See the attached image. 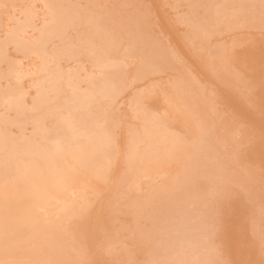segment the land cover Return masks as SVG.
<instances>
[{
    "label": "bare ground",
    "instance_id": "bare-ground-1",
    "mask_svg": "<svg viewBox=\"0 0 264 264\" xmlns=\"http://www.w3.org/2000/svg\"><path fill=\"white\" fill-rule=\"evenodd\" d=\"M23 1L25 3H27L26 0H23ZM34 1H31V3L33 4ZM39 1H37V2H39ZM43 1L44 0H42L40 2V4ZM47 1L48 0L44 1L45 3L43 2L44 3L43 7L44 6L46 7L48 5L47 6L48 8L46 7L48 9V11H47L46 8H44L45 10H43V8H41L42 6H40V5H39L40 6L39 8L35 7L39 3L38 4H34V6L31 4L34 8H32V6L29 3H28L29 4L28 6H30L32 9H34V12L37 9L40 10V13H41L42 10L43 11H47L44 14H46V15L50 14V15H47L48 18H50V21H49V19L44 20V16L46 17V15H41V16H43L42 17L43 19H42L41 16L37 14V12H36V14H34V12H31V11H33L32 9L28 10L27 8H25V6L28 7L26 4L25 5L23 4L24 7H23V9H21L22 7L19 8L20 5L18 6V3H17V6H18L17 7L15 5L16 3L14 2L15 3L14 5L17 7V10H16V7H13L14 6L12 4L13 2L10 3V4L13 5V6L10 5L11 8L12 7L15 8V9H13V8L12 9L16 10L17 11L16 13L21 14L23 16L21 20H23V18H25L23 12H26V11H27L26 13H28V11H29L31 15H34V17L36 19L40 16L39 18H40L41 21L39 19H37L38 23L40 21L42 23V27H44L43 32L42 31L40 32L41 35H39V33L37 34V31L39 29H37V31H36V28H35V31H33L32 26L35 24L36 20L33 17L34 18V20H33L34 22H33L32 19H31L32 16L29 13L27 14V16L28 17L30 16V18H28L26 16V18H28V19H24L25 22L21 21V23H18V28L16 27L17 26L16 23L20 22V21L16 20L18 18L17 16H15V17H17L16 19H12L11 26L9 25L11 20H9L10 22H8L6 20L8 22V25L10 26V28L12 27V29L14 28V25L16 24L15 27L17 29L14 28L15 30H12V29L9 28L8 29L9 32L7 30L4 31V29H3V28H8L9 27L7 25V22L5 24L4 23L2 24L3 21H0L1 25H3V26L6 25V27L2 28L3 31H4L3 32L4 36H0L1 38L3 37V40L2 41L0 40V61L6 60L8 57H10V53H13L14 48H15V50L17 49L16 50L17 52H19V51H21L20 53L23 52L22 53L23 56L25 54L30 56V57L28 56L29 59L28 58L27 59L28 60L31 59V61H33V64L31 62V64H32L31 68H33V69H31V71L34 70L36 73H38L40 75V76L39 75L37 76L38 77V83H36L37 81L35 82L33 80L34 83H36V84L33 85L34 87H36V89L32 88V90H35L34 94H32L33 96L29 95L28 94L29 92L27 93V95H29V97L28 96L26 97L25 93H22L25 89L23 91H21V90H19V88H17L18 86L21 85L20 83L22 81L20 79L23 78L21 76V74H19V73H17V74H14V73L12 74L11 73L13 75L12 76L13 79H14L13 81H15V83L17 82L16 84H18V83L20 84V85H17V87H15L16 85L14 86V83L13 84L10 83L12 81L10 79V77H11L10 75H9V77H8V75H6V76L11 81L9 79H7L6 84L1 85L3 82L0 84V95H1V98L6 100V103L9 106V109L8 108L7 109L10 110L11 108H13V111L17 110L16 113H14V116L12 115V117H11L9 115V117H11L10 119H9L8 116H6V118H4V116L2 117V114L4 112L3 111L1 112V110H0V246H3L2 248L0 247L2 249V251L0 250V254H3L4 256L5 255L8 256V259H6V257H5V259L1 258L2 259L1 261H3V260L7 261V260H9L11 258L14 259V256H15V255L13 256L14 253H12L11 256L7 255V254L9 252H12L11 250H13V252H14V249L18 248L17 246H19V244L17 243L18 245H16V242H15V238L17 237V239L20 241V244H21L22 241H26L28 238H29V240L35 239V241H34L35 243L31 240L29 243L27 242L26 245H33L34 247L35 246L38 247V249L40 251L35 250V251H38V253H41L44 250H47V251L50 252V254H49L50 258L53 257L54 259H58V260L62 259V260H64V262H68L69 261L68 263H70L71 261L73 262L75 260V262H73V264L76 263V258H73L71 260L70 259L68 260V258H70V257L72 258L73 254L76 255L75 252L76 253H78V251L80 252V249H81L80 254H82V249H84V247L86 249V247H87V245H85V244H83V247H81L80 243L78 242L79 240L76 239V237L74 239V236H78L74 232H76L78 230L77 227H78L79 223L81 224V226L84 225V228H81L79 226V230H81V229L83 230V229H85L87 227L89 228V229L88 228L85 229L86 231L83 230V231L86 232L85 235L87 237L85 235L84 236L88 239L87 243L89 241V237L91 236L92 233H94V231L96 229L100 228L98 230V232L100 233L102 227L103 228L105 227L103 229L104 232H105L106 229L108 231V228H110V226H109L110 225L109 224L110 221L109 220L111 218L108 217V215L110 216V213L113 212V211H111V212L107 211V209H105V208H108L109 203H110V205H112L111 204L112 201H108V205L107 204L105 205L106 207L104 206V204L107 202L106 200H105L104 204H100V203L104 202V201L102 202V200H100L104 193L102 194L101 193L102 190L100 191L99 189L100 188L101 189L106 188L107 190H109L108 189L109 186L108 187L105 186L104 182L107 181V180H105L106 174L107 173L109 174V171H107V168H108L107 166H108L109 163L111 164V166L109 168L113 167L112 170H114V167H115L116 163L114 162V166L112 165L111 157H116L115 159L117 160L118 155H114L116 152H117V154H119L118 161L121 163V165H123V166L120 165V167L124 170L123 173H119L117 169H115V171H114V172H116V170H117V174H116L117 175L116 179H118L117 180V185H115L116 182L114 181V178L112 177V175L115 176V174L111 175V178H113V181L115 182L113 184V181H111L112 182L111 184L113 185L114 188L117 189V194L119 193L118 191H121V190L126 191L125 189H128V188H126V186L129 185L131 183V181H132V183L129 186H131V187L134 186L133 187L134 190L132 188H129V190L126 191V193L127 192L129 193V191H131L130 189L133 190L131 192L132 193L134 192V194H136V193L137 194L138 193L141 194L143 191L147 190L146 192H148L149 195H152L153 192H156V191H153V190L155 188H157V187L161 188V186H162V189H165L163 187H166V185L164 186V183L166 181L164 182L163 180L168 175H169V177H167L166 179H169V181L167 180L168 183L170 182L169 184H172V181H174L173 177L179 179L178 177L182 178L181 176H184L183 180L179 179V181H181V183H183V184L188 183V184H186V187L190 186V188L193 187V189L195 187V184H197L200 181V180L198 181V178L201 179V180H204L205 175L207 173H209V172L211 173L212 170L214 171L213 174H215L216 172L218 174V172H219V174L222 175V173H220V172H223L224 169H227L228 166H229L228 165L229 163L226 162L225 159H231L230 155H232L233 159L235 160L236 157H234V156H237V157L239 156L240 152L232 153L233 151L231 149L235 148V151H236L237 148L238 149H239V147L241 148V146H240L241 143H239L240 145H238V142H242L243 140H244L243 142H245L246 140H248L249 134H246L247 130H246V132L243 131V129H244L242 127L244 125L243 123L251 124L252 127L247 124V126H250L249 127L250 129L252 128L251 130H253V127L255 125L256 132H254V130L252 131V132H254V134L256 133L254 136L258 135L259 137L261 136V138H263V140L260 141V142H258V141L261 138L257 139L258 140L257 143H259V145L257 147L253 143L254 147H256V148H254L255 150H253V148H252V150L254 151V154L256 155L255 157H257L256 159H259V160L261 159L260 162H262V161L264 162V159H262V157H264L262 155L264 153V150H263L264 146H261V145H264V142H263L264 141V115H263L264 114V110L260 111V112H262L261 114L263 116L259 112L260 109L264 108V102L262 100V96L263 95L260 94L262 92H260V93L257 92L258 96L261 95L259 97V98H261V100L257 97V95H255L257 93H254V96H256L255 98L259 99V100L256 99L257 102L254 100L255 99L254 97L249 95V97H251L252 99L254 98L253 100H250L248 98L252 102L251 104L254 106L253 107L254 109H252L253 110L252 111V110L246 108V104L240 105V104L237 103L238 100L235 101L231 97L232 96L231 93L233 91L230 88L232 85L234 87L235 79L237 80V82H238V80H240L239 79L240 78L239 71L242 68L245 69L246 65H248L247 62H246L248 60V59L246 60V58H247L246 56H248V58L251 56L252 57V58H250L251 60H253V58L254 59L256 58L255 60H253L254 61L253 65H251L252 64L251 62H249V61H251L250 59L248 61V63H250L249 64L250 66L248 65L249 68H252L255 65L252 68V70L255 67H256L255 69L258 68L256 66L258 64H255L256 61H257V58H259V59L262 58L261 57L262 55H263V58H264V51H263L264 49L262 48V46L259 47L261 42L262 41L264 42V35L263 36L261 35L264 31L262 30L263 32H261L260 30H255L256 28L255 29L253 28L255 30L254 31L251 28V26H250V29H252V31L250 30L251 33L249 34L247 31H244L243 29H240V25H243V22H241L242 20L240 18H239V20H241V21H239V22H241L242 24L240 23L239 27H238V25H236V23L238 21L237 19H233V21L230 20L232 18L231 14L232 13L235 14L236 11H237L241 15H242V13H244L243 15L245 16V13L248 14L249 12H253V11H255V9L260 8L261 6H263L264 5V0H224V2L222 0L223 3L221 2V0H219V2H221V3H219L218 0H217L218 3H216L215 0H199V1L198 0H194V1H197L196 4L194 3V1L191 0L192 2L190 1V3L194 4V5L193 4L192 5H193L195 10L193 9L194 12H192L193 11L192 9L190 11L192 13H194V15L197 16L195 18V20H194V18L191 19V17H193V16L188 17V19L184 20L185 19L184 18L185 15L181 14L177 18V19H179L178 22H177V20L174 21V23L177 22L179 24H181L182 22L183 23L186 22L185 23L186 26H189L187 28L188 29L190 28V31H191V33L194 36L191 37V35H190L191 38H189L188 40L193 39V38H201V36H205V35L206 36L208 35V37H209V33L212 32V30H213L212 33L216 35V33L218 32V29H215L214 25H216L218 21H220V22L228 21L229 22V25H228V22L227 23H223V24H225V26L221 23V26L223 25V28H225V29H226V27L229 26L226 29L227 33L230 32L231 26H232L231 31H233V27H234V30L237 32V33H234V32H232V33L230 32L229 33L230 35H233V36H230V35L229 36H230V38L232 37L234 39V43H236L237 45L232 43L233 42L232 38L231 39L229 38V42L232 41L230 44H227V42H224V41H221V40H220V42L218 41L219 38L220 39L224 38V37H222L223 34H224L222 32L223 30L220 31L222 33H220V32L217 33V35L219 33L222 34L221 37H219L220 34L218 35V37L215 36V35H213L214 36L213 37L212 33H211V37H213L215 39L218 38L217 41H215V39L213 40V38H211L212 40H209L208 42H207L208 39L206 40V42H204L205 39H203V37H202V39L204 41L200 39L201 42L203 41V43H201V45L204 44V43H207V44H205L207 46L206 48H205V45H204V47H202V48H205V49H211L212 47H214L213 44L216 43V42L218 44L220 43L222 45L220 47L217 43L214 44L216 46V48L214 47V49H213L214 51L212 50L213 52L212 53L210 52L211 55H209L210 56L209 60H208V54L209 53H208V51H206L208 53L206 55L207 57L205 56V54H204V56H205V58H207L208 61L206 59H204L205 62L202 61V60L199 61V62H202V63L204 62L203 63L204 66H205L206 62H207L206 63L207 65H209L210 62L211 63L212 62L216 63V64H212V67H210L211 71H207L206 70L209 67H205L204 70L206 72H204L202 70L200 71V66L198 64L199 62L196 61V59H195L197 57V55H198L197 51L195 53L197 55L194 54V56H193V53L191 55L190 51H189L190 56L186 55V57H188V58L193 56V59L196 62H198V63H196V62L193 61L194 65L198 64L199 69L195 68L197 65L194 66V68L196 70H198V72L195 69L193 70L194 72L196 71L195 75H194V72H192V71H191L192 73L190 72L191 74H193L195 76L196 81L194 80L195 78H193V76L191 74L190 75L192 77L189 78V79L192 80V82L194 84L198 80L197 83H199V84H196L195 89H193L194 85L187 78H185L186 81L190 82V84L193 85L192 86L193 88L192 87H187V86H191L189 84L186 85V87H184V85H183V87H181V85L183 84L181 82V81H183L182 79L186 76V74H188L187 69L191 70L192 67H193V63L191 61L193 59H191V58L189 59V61H191V64H192V67H191L190 64H189L190 62L187 63L185 61L188 58L184 59L182 57L183 56L182 54H180V55H182V56H180L181 58H179V59L177 58L178 55L176 56V54H179V51L174 52L173 51V46L170 48L172 50H169L168 52H166L165 49H166L167 45L164 47V46H162L163 44H161V43H160L161 45L159 43H158L159 44L158 45L157 43L153 42L154 39L152 40V38L150 37L151 35L149 36V34H148L149 33L148 32L149 23L147 22V20L144 19V17H141V15H139V17L137 16V17L131 19L130 21L129 20L124 21V20H122L121 18L118 17V14H116L117 12H115L116 9H108V7L106 9V7H105L104 9H106V10L104 12H99L97 10H94V6H93L94 4L92 3V2H94L93 0H88V1H91V2H88L85 5H82L83 4L82 2L79 3L80 0L78 2H77V0L74 1L76 4H72V3H74L73 1L70 4L71 1L67 2L66 0L65 1L61 0V1L67 2V3H62V2H60L58 0H55V1L54 0H50V1H48L49 3ZM99 1L97 0L95 2L96 4L98 3V6H99ZM120 1H122L121 3H124L123 0H120ZM174 1H178V0H174ZM17 2H20V1H17ZM28 2H30V1H28ZM37 2L35 1V3H37ZM85 2H87V1H85ZM151 2H152V4L156 3V2H154V0L151 1ZM168 2L169 1H167L166 3L168 4ZM0 3L2 4V2H0ZM21 3H22V0H21ZM89 3H90V7H93V8H90L89 6H87ZM138 3H139V1H138ZM171 3H172V1H171ZM119 4H120V2H119ZM128 4L129 3H127L126 6ZM130 4H131V1H130ZM152 4H150V5L152 6ZM167 4L164 3V5H167ZM175 4H176V8H178V6H177L178 4L180 5V3H178V4L175 3ZM186 4L188 6L189 2L185 3L184 5H186ZM141 5H142V3H141ZM156 5H157V3H156ZM158 5H157V7H158ZM169 5L171 6L170 3H169ZM2 6L4 8H6L5 7L6 4L5 5L2 4ZM191 6H189V9L191 8ZM30 7H28V8H30ZM110 7L111 6H109V8ZM163 7H165V6H163ZM11 8H10V10H11ZM153 8H154V5H153ZM153 8H152V10H153ZM173 8H175V6ZM1 9L3 10V8H1ZM24 9H26V11ZM260 9L263 10L264 8H260ZM18 10H19L20 13L18 12ZM133 10H135V9H133ZM178 10H180V9L178 8ZM129 11H132V10H129ZM157 11H158V9H157ZM157 11H155V12H157ZM11 12H12V10H11ZM173 12L178 13L179 11L177 12V11H175V9H173ZM180 12H181V10H180ZM180 12H179V14H180ZM257 12L258 13H256V14L260 13L259 11H257ZM0 13H1V11H0ZM4 13H5V11H4ZM7 13H8V10H7ZM7 13H5V15ZM152 13H153V11H152ZM262 13H264V10L262 11ZM128 14H130V13H127V16H128ZM139 14H140V12H139ZM172 14H174V13H172ZM240 14H238V15H240ZM37 15H38V17H37ZM121 15H123V14H121ZM170 15H171V13H170ZM177 15H174L173 17H175ZM251 15L253 17L255 14L251 13ZM2 16H3V14H2ZM13 16L14 15L12 14L8 18H11V17L13 18ZM156 16H158V15L156 14ZM182 16H184L183 20L181 18ZM232 16H233V18H235L234 15H232ZM261 16L262 15H260V17ZM19 17H21V16H19ZM155 17L153 19H155ZM160 17L162 18V15L159 16L158 18L160 19ZM158 18H156V20ZM246 18H247V16L245 18H243V19H246ZM15 20L17 22L15 24H13V21H15ZM28 20H29V22L30 21L31 22L28 23V28H27L26 27L27 24L26 25H24V24L26 22H28ZM42 20L44 22L46 21V24H44L42 22ZM169 20H171V19L169 18ZM255 20H256V18H255ZM4 21H5V19H4ZM234 21H235V24L230 23V22H234ZM251 21L252 20H249V22H250L249 25L252 24ZM258 21H260V18H259ZM47 22H48V24H47ZM41 23H40V25H41ZM262 23H264V21H262ZM19 24L21 25V27L23 25V27L25 26L26 28L25 27L24 28L23 27L19 28L20 27ZM36 24H37V22H36ZM218 24H219V22H218ZM218 24L216 26L220 25V24L219 25ZM259 24L263 25L261 23H259ZM35 25L33 27H37L38 28V26H40L38 24L36 26ZM162 25H164V24H162ZM226 25H228V26H226ZM245 25H246V23H245ZM29 26H31V27H29ZM156 26L154 25L153 27H156ZM160 26H161V24H160ZM246 26L249 27L248 25H246ZM211 27H213L214 29H212ZM220 27H219V29H220ZM247 27H246V29H247ZM161 28H162V26H161ZM165 28H166V26H165ZM210 28L212 30H210ZM238 28L241 30V31L238 30L241 33L240 32L238 33V31L236 30ZM27 29H30L31 31H33L35 33H33V32L29 33V30L26 31ZM225 29H224V31H225ZM40 30H41V28H40ZM172 30H174L173 27H172ZM185 31H187V30H185ZM258 31L261 32V34H259ZM5 32L9 33V34H7L8 38H7ZM146 32H148V33H146ZM159 32H160V30H159ZM188 32H189V30H188ZM226 32H225L224 35H226V39H227L228 38V36H227L228 34ZM242 32L246 33L245 34L246 36ZM167 33L170 34L168 31H167ZM233 33L236 34V36H239V37H240V35H242V37H244V36L247 37V33H248V36L250 35L249 36L250 38H251L252 35H255V33H257L258 36L261 35L260 37L262 38V40L260 39L261 41H259L260 42L259 43L255 39H253V37H252V39L257 42V43H255L256 47L254 46L255 48L252 50L251 48H253V46L247 45V43H249V41L253 42L252 39H250L249 37H247L245 39V37H244V38H241L244 41V42H242V41H239V40H241V39H239V37L235 38L236 36ZM32 34H34V35H32ZM172 34H170V35H172ZM188 34H190V32ZM157 35H158V33H157ZM182 35H183V33H182ZM186 35H187V33H186ZM159 36H160V34H159ZM164 36L166 37V35H164ZM164 36H163V38H164ZM174 36L175 35H173V39L170 38V36H169L168 39L169 40L172 39V40H170V43L174 42ZM188 37H189V35H188ZM260 37H258V38L256 37V38L259 40ZM166 39H164V42H165ZM236 39H238V40H236ZM247 39H250V40L248 41ZM184 40H186V39H184ZM188 40L184 41L186 43L189 42L186 45V47H185L186 50H187V48L189 47L190 44H191V46L194 45V42H192L193 43L192 44V43H190L191 40L190 41H188ZM245 40L248 41L246 44H245V42H246ZM158 41H160V40H158ZM211 41L213 42V44L211 43ZM226 41H228V40H226ZM238 41L241 42L242 45L245 44V46L243 45L242 47H239V49L240 48L242 49L243 47L244 48L246 47V49L243 48L244 50L240 49L242 52H240V51L238 52L237 51L240 56L237 55L236 52H234L235 49L238 47V45L239 46L241 45V44L238 43ZM175 42H177L176 39H175ZM222 42H224L225 45ZM209 43L211 44V48H208V46H210ZM258 43H259V45H258ZM10 44L14 45V48L12 49L13 51L12 50H8L9 47H7V46H9ZM125 44H127L129 46V47H127L128 49L125 47L126 50H125V48H123ZM226 44L228 46H226ZM122 45H123V47H122ZM127 45H125V46H127ZM231 45H233L234 47L231 46ZM250 45H253V43H251ZM257 45H258V47H257ZM120 46L126 52L124 51V52L121 53L119 49H117V51H116V48H119ZM160 46H162V48H160ZM176 46H179V45L176 44L175 47ZM180 47H183V46H180ZM195 47L197 48V46L189 47L188 50L192 51L193 49H196ZM231 47H232V49H231ZM123 49H121V50H123ZM166 50H168V48ZM188 50H187V52H188ZM193 51L195 52V50H193ZM114 52H117V54L120 52L118 54L119 56L116 53L114 54ZM182 53H183V50H182ZM112 55H117L118 57L115 56L116 59H114L112 57ZM137 55L140 56L139 57L140 59L138 58ZM235 55H237L236 56L237 59H236ZM83 56H84V59H83ZM133 56H135L134 58H138V61H142V62H140V63H142V64H140L141 67L143 65H145V67L143 66L145 68L144 70H140L141 67L136 68L138 71H136V69L134 70V72H137L135 74L136 75L139 74L138 76L141 77V80H144V81L140 80L142 83L139 82V79L136 78L134 74H133V76L130 75L129 71H132L131 72V74H132L133 70H129L128 71V69H127V66H129L130 63L132 64V62H133L132 61V59H133L132 57ZM253 56H256V57H253ZM128 57H129V60H131L132 62L127 60ZM13 58H20V56H17V57L14 56ZM182 58L184 59L183 61H185V64L187 63L186 65L189 66V67H186L185 64L182 63V64H184V66H183L184 68L183 69L187 68V69H185L184 77L183 78L182 77L178 78V76L175 74L177 72L173 73L174 74L173 75V77H174L173 81L174 82L172 81L173 77L169 75L170 73L169 74H165L166 77H164L163 76L164 73H161V70L163 71L165 68H168L167 66L171 65V62L174 63L175 60L176 61L177 60L181 61L180 59H182ZM21 59H22V57H21ZM35 59H37V60L39 59L40 63L35 65V63L38 62L36 60L35 63H34ZM259 59H258V62L260 60L262 61V59H260V60ZM17 61H16L17 63H21V61H19L18 59H17ZM179 61H177V63H175V64H178ZM23 62H24V60H23ZM217 62L219 63L218 67H216L217 66ZM262 62H264V60ZM2 63H4V62H2ZM173 63H172V65H173ZM235 64L238 65L239 67L238 66L235 67L236 66ZM261 64L264 66L263 63H261ZM261 64L259 63L258 66H260ZM8 65H10V64H8ZM20 65H22V64H20ZM20 65H18V67ZM34 65L36 67H38V68H34L35 67ZM213 65H214V68H213ZM28 66H29L28 68H30V65H28ZM232 67H233V69L234 68L238 69V73L239 74L237 73V71L235 73H237V75L239 77H237L236 74L235 75L233 74L234 71L231 70ZM0 68H1L0 69V72H1L0 73V78H1L3 67L0 65ZM14 68H15L14 64H11L9 66V69H10L11 72L12 71L17 72V69L16 68L14 69ZM20 68H21V66H20ZM131 69H133V68H131ZM172 69H173V67H172ZM177 69H179V68H177ZM180 69H182V68H180ZM212 69H214V70H212ZM243 69H242V72L240 71L241 74H245L243 72H246V71H243ZM3 70H4L3 71V75H4V72L6 74V70L5 69H3ZM28 71H30V70H28ZM168 71H169V69H168ZM164 72L168 73L167 71H164ZM247 72L250 73V71H247ZM151 73L152 74L153 73H155V74L156 73H161V75L158 74L159 75L158 76L157 74L156 75L153 74L152 76H154V77H152V76H150ZM180 73H182V72H180ZM249 73H247V75H249ZM251 73H253V75H254V72L251 71ZM26 74L28 75V73H26ZM259 75H260V73H258L257 77H259ZM263 75H264V73H263ZM263 75H261L259 78L261 79V77ZM131 76L134 77L135 79H138L137 81L140 84H138V82H137L138 85L135 86L133 84V82L129 83V81L127 80L128 78H129V80L133 79V81H134V78H132ZM162 76H163L164 80H163ZM169 76L172 77V78H170ZM175 76L177 77V80L179 79V81L176 80ZM181 76H183V75H181ZM252 76H250V77H252ZM26 77L24 79H26ZM245 77H244V79L247 78V77L246 78ZM254 77H256V76H254ZM217 78L219 79L220 83L221 82H223V83H222V85L217 83V85L219 84L220 86L216 89L214 87H216L217 85L214 86V84H216L214 82V80L217 79ZM242 78H241V80H242ZM180 79H181V81H180ZM262 79H264V78H262ZM253 80H254V78H253ZM201 81H202V83H201ZM256 81L260 82L261 80L259 81L257 79ZM135 82H136V80L134 81V83ZM217 82H218V80H217ZM258 82H256V83H258ZM224 83H225V85H224ZM229 83H231L232 85H229ZM256 83H255V85H252L253 87L255 86V88H256ZM29 84H27V85L29 86ZM131 84H133L134 86H132ZM184 84H187L185 82V80H184ZM236 84H238V83H236ZM243 84L245 86L247 85L245 83H243ZM243 84H241L242 87H243ZM261 84H262V81H261ZM22 85H25V84L22 83ZM130 85H131V89L133 87L132 90H134V92L131 91L130 88H129L130 91L128 90V87H130ZM241 85H240V81H239L238 86L241 87ZM257 85L259 86V83ZM262 85H264V83ZM140 86H142V87H140ZM238 86H237V88H240ZM30 87L31 86H29V88ZM137 87H140L139 90H138ZM197 87L199 88L198 90H196ZM253 87H251V88L254 90L255 88H253ZM141 88H144V90L141 89ZM184 88H186V90H185L186 92L184 91ZM244 88H242V89H244ZM126 89L128 90L127 94H125V92H127V91H125ZM192 89L196 90V91H193ZM248 89H250L249 86L247 88V91H249ZM18 90L21 91V93H19ZM190 90H192L193 92H191ZM26 91H30V90H27V88H26ZM26 91H24V92H26ZM189 91H190V93L188 94L187 92H189ZM237 91H239V90L237 89ZM242 91L245 92V90H242ZM250 91H251V89H250ZM254 91H256V90H254ZM130 92H133V93H130ZM241 93H243V92H241ZM186 94H188V95L186 96ZM263 94H264V92H263ZM30 96H31V98H30ZM154 96H155L156 100L152 99V98H154ZM244 96H246V94H244ZM159 97L162 100L164 99L163 102L160 101V102H162L161 104L164 105V106L160 105V102L157 101V100H161V99H159ZM115 98H117L116 99L117 105L116 104L112 105L115 102ZM243 99H244V97H243ZM248 99H247V101H249ZM125 100L129 101V103H127V102L125 103L124 102ZM166 101H167V103H166ZM2 102H5V101L3 100ZM123 102L125 104L129 105L130 115L131 116H129V114H128L129 112H126V111H125V114H124L123 113V111H124L123 109H120V110H122V112L120 111V113H123L124 115L129 116L130 118H133L134 120H136V123H134L133 121H131V122H133V123H131V122H129L130 118H128L129 120L126 119V120H128V122L126 123V121H124L125 127L129 126L131 128L128 127L129 128L128 129L127 127L126 128L124 127L125 128L124 130L122 129L124 124L121 123V122H123V118H126V117H123L122 120L117 118L121 122H115V120H112V118H111V117H114V116H112L113 114H115V113H113L114 110H113V108H111L112 109V112H111V109H110V107L112 105V107H114V108L116 106L117 110H118L119 107H121V105H122V107L124 106ZM200 102H202V103H200ZM243 102H242V104H243ZM1 104H3L4 107H5L4 103H1ZM248 105H250V104H248ZM237 107H240L239 109H241L243 107V109L245 108V110H249V112L250 111H252V112L250 113V116L248 114L249 112L247 113V115L245 114L247 112V111L245 112V110H243L245 113L242 112V111H241V113H239L240 111L238 110ZM0 109H1V107H0ZM5 109H6V107L3 108V110H5ZM109 111L112 113V115H111V113ZM231 111L234 112L235 114H237L238 116L241 115L239 118L242 121L240 119H238L237 121L238 122L241 121L243 125H241V123H237V121H234V120H236L234 116H233L234 119L231 118L232 121H230L228 119L229 118L228 116H232V115H226V114L227 113L231 114ZM217 112L220 113L222 115V117H221V115L219 117L218 116L219 114L218 115L215 114ZM256 112L258 114H255ZM242 113H244L245 115L242 114ZM176 114H178L180 117L178 115L176 116ZM259 114H260L261 118H260ZM255 115H257V116H255ZM252 116H255V118H253ZM246 117H251V119L246 120ZM1 118H4V120H2ZM221 118H222V120H221ZM244 118H245V121H244ZM224 119H225V121L232 122L233 124L231 123V125H233L234 127L235 126L237 127V125L239 124L237 128H239V126H241L243 129L240 128L242 130V131L241 130L240 131L242 133L244 132L245 134H241L242 136H239L238 134L235 135L236 131L238 133V129L234 130V128L231 127V125L229 126L230 122H227L228 123L227 124L226 122H224ZM253 119H255V120H253ZM6 120L9 121V122H14L12 124V126L13 127L16 126V128H17L16 130H18V132L15 130V127L13 129L17 133L13 131L12 126L9 124V122H3V121H6ZM113 121H114V124L117 123L116 124L117 126H115L112 123ZM218 121H220V122H218ZM222 121L224 122V124L225 123L227 124V125H225V129L223 128L224 125H222L223 126L222 128L225 130V131L224 130L222 131V135H223V133L225 134V132L228 133V134L230 132L231 133L233 132V135L236 136V138H238V139H236V142H237L236 143L235 139L233 138L234 136H232V134H229L228 136H227V134H225V136H223V138L225 137L226 139H228V138L234 139L233 142L230 141V139L226 140L227 141V145H228V152L229 153H227V150H226L227 148H224L226 146H223V145H226L225 138L224 139L222 138V140L220 139L221 136H222L221 135V130L219 129L220 127L217 128V125L219 123H220L219 126L221 124H223ZM215 122H216V125H215ZM252 122L254 124H252ZM118 123L119 124L121 123L122 126H120V127H122V128H120V127L118 128V126H119ZM128 123H130V124H128ZM235 123H237V125ZM109 124H113L112 127ZM27 125H29L31 128L28 129ZM213 126H214V128L216 127V129H214V130H217V131H213ZM114 127L118 128V129H122V131L124 132L123 136H125V137L122 136L123 141H122V138H119L118 136H115L113 134L114 133V130H113ZM118 129H115V130L117 131ZM230 129H231V131H230ZM247 129H248V127H247ZM218 130L220 131V134L217 133ZM226 130H229V132L226 131ZM26 131H28L27 133H29V134H27ZM119 132H120V130L118 131V134H119ZM241 132H239V133H241ZM249 132H251V131L249 130ZM252 132L250 133L251 135H253ZM113 135L115 137H118L121 141H119V139L118 140L116 139V141H115V138H113L114 137ZM237 135L240 138L237 137ZM243 135H246L247 137L246 136L244 137ZM183 136H185V137L187 136V137L185 138ZM254 136H251V137L255 138ZM256 138H258V137H256ZM211 139H212V141H211ZM215 140H217L219 142L221 141L222 143H223V141H225V143L222 144V145L220 144L221 147L219 146V144H218V147H216L217 143H216V145H215V143L212 144L213 141L217 142ZM240 140H242V141H240ZM117 141H119V142H117ZM115 142H117V143H115ZM234 142L236 144H234ZM243 142H242V144H243ZM251 142L252 141L250 140V144L249 145H252ZM262 142H263V144H260ZM248 143H247V145H248ZM114 145L117 146L118 150H116ZM231 145H233V146L236 145V146L233 147ZM222 146H223V148H222ZM221 148H222V150L224 149V151H222ZM249 148L251 149L250 146H249ZM165 150H167V151H165ZM230 151H231V154H230ZM240 151H242V150H240ZM223 152L226 153L227 155L224 154ZM237 153H238V155H237ZM180 154L184 155V157H185V158H182V160L185 159L184 164L183 163H181V164L179 163V161H181V159L177 160V158H178V156ZM175 155H177L176 156L177 158L174 157ZM243 155H245V154H243ZM261 155H262V157H260ZM223 156H225V158H223ZM181 157H183V156H181ZM221 157L224 160L221 159ZM173 158H175V162L178 161V163H177L178 166L176 165V163L174 161L171 162V160ZM241 158H242V156H241ZM233 159H231L232 160L231 162H234ZM235 161L237 162V160H235ZM249 161H251V160L249 159ZM229 162H230V160H229ZM122 163H125L126 165L122 164ZM169 163H173V164L175 163L174 165H176L177 169L176 168H172V169L173 170L175 169L176 171H178V172L175 171V174H177L176 176H175V174H173V172L171 173V171H170L171 167L169 166ZM255 163H256V160H255ZM182 164H183V166L181 167ZM232 164H231V166H232ZM234 164H235V162H234ZM262 165L264 166V164H262ZM212 166L216 170L210 169L211 171L210 170H209V172L206 171L207 169H209V167L212 168ZM251 166H253V165H251ZM116 167L118 168L119 166H116ZM168 167H169V170H168ZM179 167L182 168V169H180ZM243 167H245V166H243ZM125 168H126V170H125ZM231 168L234 169V171H236L235 170L236 167L235 168L231 167ZM240 169L241 168H239L238 170H240ZM249 169H251V168H248V170ZM228 170H230V168ZM228 170H226V171H228ZM119 171H120V169H119ZM155 171L164 172V173H161V172L160 173L165 175L166 177H163L162 180H160L161 178H159L157 180V182H159V183H157L155 181V179L158 178V177H162V175L160 174L161 175L160 176L159 173L156 172L158 174L155 175L156 174L155 173L154 174L155 176H153V178L156 177V176L157 177L154 178L153 180L158 185L155 184V186L153 188L152 186L154 185V183H153L154 181L152 180L151 177H152L153 172H155ZM169 171H170V173L172 175L165 174L166 172H169ZM243 171L241 173H243V175H244ZM245 171H247V170H245ZM179 172L181 174H183V175H181ZM230 172H232V171L230 170L228 173H230ZM251 172H252V169H251ZM145 173H146L145 176L149 175V178L146 177V179L148 178V181L146 179H143V177H141L142 175H140V174H145ZM224 173H227V172L224 171ZM236 173H238V172H236ZM252 173H254V172H252ZM260 173H257V174H260ZM108 174H107V176H108ZM150 174H151V176H150ZM261 174H262V177H263L264 174L263 173H261ZM208 175L209 174H207L206 177H209ZM247 175H248V172H247ZM137 176H138V179L136 178ZM202 176H203V178H201ZM234 176H235V174H234ZM139 177H141L145 181V184H146V182H148V184L151 183L149 180L153 181L152 182L153 184L151 183L152 186L150 184L149 185L146 184L147 185L146 188L151 186L148 189H150V191L152 190L153 192L151 191V193H150V191L148 189H146V188H145V190L141 189L142 188L141 187V184H142L141 180L142 179L140 178V180H139ZM213 177H214V175H213ZM228 177H230V179H234V177L233 178H231V176H228ZM244 177H246V176L244 175ZM248 177H250V176L248 175ZM252 177L254 179L256 178L254 176H252ZM257 177H258V179H256V180H259V181H257V183L261 181L259 184H263V182H264L263 178L264 177L262 179H260L261 178L260 175L257 176ZM220 178L224 179V177H220ZM253 178H252V180H253ZM210 179L211 178H209L208 180L210 181ZM227 179H226V181H227ZM250 179H251V177H250ZM103 180H105V181H103ZM135 180H136V182H135ZM138 180L141 181V183H139V185L136 184L137 182H139ZM215 180H217V179H215ZM96 181H97V183H100V184L97 185V183H96L97 187H94V186H92V187H94V191L96 189L99 190L101 195H100V193L97 194L98 196L100 195V199L97 197V199H99L100 203L98 201H96V205L93 206L94 203L92 204V202H91L92 201V198L90 197L91 195H86V192L88 193V191L90 189L93 190V188L88 187L87 188L88 190H87L86 186H88L89 184L90 185L91 184L94 185L93 182L95 183ZM144 181H143V183H144ZM209 181H208V184H209ZM228 181H229V179H228ZM102 182H103V185H102ZM133 182H135L136 185ZM160 182H161V184H160ZM167 182H166V184H168ZM216 182L214 181L213 184L214 183L216 184ZM220 182H222V181L220 180L217 184L220 185L219 184ZM235 182H237V181H235ZM254 182L255 181H253V183ZM181 183L176 180L175 182H173V185H171L172 188H174V190L171 188L172 190L168 189V191H167V188H166V192L167 193L171 192V194L169 193L170 195L169 194L167 195V197L169 196L168 198L167 197L165 198V193H163L164 197L159 196L157 193L160 194V193L164 192L165 190L164 191H159V188H158L156 194L158 195L157 197L158 198L160 197V198L159 199L157 198L159 201L156 199L158 202H156V200L155 201L152 200V201H154V202H152L153 204H151V203L149 204V202L151 200L148 202V200H149L148 198L150 197V199H154L156 195L154 197H152V196L155 193H153L152 196H149L148 194H145V195L148 196V198L145 195H141V197L144 196V198L143 199L141 198V199L143 201L146 200V201H144L146 203H144V202L141 203L140 202L141 203V204H139L140 206L138 205L139 208L143 204L144 205L142 207L145 209L144 206H147V205L150 206V205H154L156 203L155 204L156 205L155 206V211H156V209L159 210V211H156V212L154 211L155 212L154 216H153V212H152L153 208L149 209L151 212L150 211L148 212L147 210L145 211V210H143V208L141 210L145 211V213H148V214H146L147 218L150 217L149 215H151L154 218L157 217L156 219H159L161 217L160 218V222H162V223H161V225L158 226L157 223L159 221L157 223H152L151 222V224H155V227L153 228V230L154 229H157V230H154L153 232L152 231L151 232H142V233H144L145 236L149 235L148 237H150L152 240L148 239L147 236H146L147 237L146 238L143 234H142L143 237L142 236H140V237H141L142 240L144 239L146 241L145 243H147V244H148V242H147L148 240L149 241L151 240V242L153 241L151 244L149 242V244L151 246L154 244V247H155V245L157 243H158V245H156L157 246L156 248L153 247L155 249V251L153 250V252H151V253H149V250L152 249V248L150 247L149 244H148L147 249H145V248L140 249L141 247H145L146 244L143 246L142 242L139 243V241L141 239L139 238L140 240H136V238H134L136 234H134L135 232L133 231L134 232L133 233L134 237L133 236H129V235L128 236L130 238L131 237L134 238V239L133 238L131 239V242H132V240L133 241L135 240L136 242H138V244H134V243H136L135 241L132 243V244H134L133 246H132V244H126L127 247H124V249L126 248V250H127V248H128V251L130 250L129 251L130 254L128 255V253H126L128 251H126V252L124 251V253L127 254L126 256H130V257L132 256L131 254H133L135 256V259L138 260V258H136V256L138 257V255L136 253L140 252L139 249L142 250V251L144 249H145V251L149 249L148 250L149 257H151L154 254L155 255L152 258V260H151V258L148 259L150 261L147 260L146 264H223V261H225L226 264H230L231 259L229 257L230 256L229 252L231 251V248H229V247L231 245L229 244L230 245L229 246L228 244L226 245V243H225V245L222 246L223 243H224V240H225L223 238V236H222L223 241L222 240L220 241V240H217V239H216V241H211V239L213 237L209 238L210 235L215 234V233H218L219 235H220V233H221V235L223 234L222 233V231H223V226L222 225L227 220H225L223 222V220L218 219V218H220V216L222 217V214L219 215L218 210H217V212H214V211H216V208L218 207V209L221 210L220 213H223L222 209L220 208V207H223V206L219 207L218 204H217V207H216V205L214 204L215 200H210L209 202L212 203V205L214 204L216 208L214 207V205L211 206V204L209 202H208L209 204H207V200H205L206 201V203H205L206 206H205L203 204L204 201H201V200L199 201L200 198H198V197L200 195L199 196L196 195L198 193V191H199L198 189H197L198 191L195 190L196 191L195 192L196 196L193 194L195 197H192L193 195H192L191 190H188V188H186V187L184 188L185 185H183V187H182ZM199 183H201V182H199ZM243 183H246V186L248 184L247 181L244 182V180H243ZM250 183H251V181H250ZM84 184H85V186H83ZM145 184H144L143 187L146 186ZM203 184H206V183H203ZM226 184H225V188L223 187V190L225 189V191L227 189L226 188L227 187ZM198 185L199 184H197L196 187ZM227 185H233V183L231 184L229 182ZM243 185H241V186H243ZM255 185L253 186V188L257 187L256 190L252 189V187H251L250 191H253V194H254L253 198H255L257 200V203L255 202V199H253L252 196L250 195L251 192L248 189L247 190H248L249 194L245 195V198H246V196H247L248 200H249V198H252L250 200L251 201L254 200L252 202H254V203H256V205H258V202H259L258 199L260 197H264V195L260 196V197H257V195L259 196V193L261 195V191H262L261 189L262 188L260 189L259 188L260 186H255ZM129 186H127V187H129ZM138 186H139V188H140L139 190L141 192L137 190L138 188L135 191V188L138 187ZM168 186L169 185H167V187ZM175 186L183 188L184 192H183V190H181L182 193L180 192L182 198L179 196L180 193H178L177 196L174 193ZM203 186H205V185H203ZM203 186H202V188H204ZM206 186H207V184H206ZM206 186H205V189L207 188ZM220 186H219V188H220ZM98 187H100V188H98ZM247 187H250V185L247 186ZM151 188H153V189H151ZM215 188L217 190H219L217 188V186ZM215 188H213V186H212L211 189H213V191H214ZM244 188H242V189H244ZM113 189H112V192H113ZM185 189L190 191L189 193L187 192V194L189 196L191 195L193 201L188 199L187 202H185L187 197L191 198L187 194H186L187 197L184 198L186 196V195L184 196V193H186V191H187ZM216 189H215V191H216ZM228 189H230V188H228ZM257 189L258 190L260 189L261 191L259 190V193H256V195H255V192L257 191ZM178 190H179V188H178ZM223 190L221 189L219 191H223ZM230 190H233V189L231 188ZM230 190H227V192H230ZM247 190H245V191H247ZM96 191H95V193H96ZM202 191H204V190H202ZM213 191H211V193H213ZM263 191H262V194H264ZM103 192H105V190H103ZM207 192L208 191H206L205 193H207ZM126 193H125V195H127ZM132 193H130L131 196H132L131 198L137 199L135 201L133 200V202L138 201L139 200L138 196H136L137 198H135L134 194H132ZM176 193H177V191H176ZM221 193L225 194L224 191L221 192ZM107 194H110V193H107ZM121 194L123 196L124 192L122 191ZM121 194H118V196L116 195V198L118 199L119 195L121 197ZM142 194H144V193H142ZM200 194H202L201 191H200ZM228 194H231V193H228ZM228 194L226 193L225 195H222V196H224L223 198H226V196H228ZM97 195H93V196L96 197ZM173 195H175V196H173ZM204 195H207V194H204ZM238 195H240V194H238ZM86 196H88L91 199H89ZM111 196H112V193H111L110 197ZM170 196L171 197L173 196V198H171ZM212 196H214V195H212ZM216 196H217V194H216ZM234 196L236 197L235 194H234ZM145 197H146V199H145ZM174 197H175V199H174ZM240 197H241V195H240ZM240 197H238V198H240ZM86 198H88V199L86 200ZM105 198L106 197H104L103 199H105ZM108 198L109 197H107V199ZM164 198L166 200L167 199H169V200L166 201ZM179 198L182 199V200H178ZM183 198H184L185 201H183ZM194 198L196 200H194ZM202 198H203V196L201 197V199ZM217 198H218V196H217ZM229 198H232V197H229ZM238 198H236V199L239 200ZM243 198H244V196H243ZM112 199H113V202H114L113 196H112ZM127 199H128V197H127ZM161 199H162V201H161ZM170 199L172 201L174 199L175 203L172 204L171 203L172 201ZM197 199H198V202H197ZM204 199H206V198H204ZM204 199H202V200H204ZM210 199H212V198H210ZM261 199L262 198H260V201H262V200L264 201V198L262 200ZM241 200H242V198H241ZM250 200H249V202H250ZM130 201H131V199H130ZM163 201H166V203H163ZM168 201H170V203ZM188 201L189 202L190 201L193 202V204L197 202V204L194 205V206H196L198 208H200L199 206L201 205V204L198 205V203L203 202L202 204L204 206L202 205L201 207L202 208H204V207H207V208L209 207L210 208L211 207L210 208L211 210H209V208H208L209 212H207L208 210H204V209H207V208H204V209L200 208L201 212L205 211V213L207 212L208 214L204 213L205 214L204 215L198 210L199 213H201V214H199V213H197V208L194 207L192 203L191 204L188 203ZM81 202H82V205H81ZM116 202H119V201H116ZM125 202H126V199H125ZM159 202H161V206H162V209L160 208L161 211H160L159 208H157V204H160ZM179 202H181V203H179ZM182 202H183V204H182ZM216 202H217V200H216ZM228 202H226V204ZM236 202L237 201H235V203ZM138 203H139V201H138ZM186 203H188V206L186 205L187 207L184 205ZM218 203H219V201H218ZM230 203H231V201H230ZM233 203H234V201H233ZM245 203H248V202H245ZM245 203H244V205H245ZM99 204H100V206H97ZM120 204H121V202H120ZM122 204L124 205L125 203L122 202ZM129 204H131V203L129 202ZM136 204H137V202L135 203V205ZM189 204L192 205V207L195 208L196 211L194 210V213L195 212L196 213L194 215L196 216V214H199V216L197 215L198 217L196 216V218H194L195 217L193 215V209L194 208L191 207L192 208L191 209L192 212H191L189 210L190 208H188V207H190ZM220 204H222V203H220ZM234 204H233V206H234ZM101 205L104 206L103 207L104 209L101 207ZM117 205H118V203H117ZM222 205H224V202H223ZM118 206H120V205H118ZM138 206L134 207V205H131V207L133 209L134 208H138ZM159 206L160 205H158V207ZM259 206H261V205L259 204L258 207ZM151 207H154V206H151ZM132 208H130L132 210L130 212H133ZM224 208H225V205H224ZM240 208H243V207L240 206ZM253 208H254V210H256L255 206H253ZM263 208L264 207H262V209ZM117 209H118V207H117ZM138 209H137L138 212H142L141 210H138ZM212 209H214V210H212ZM250 209H251V207H250ZM260 209H261V207H260ZM102 210H106L107 212L105 211V213H103ZM135 210H134V214H136ZM229 210H231L230 207H229ZM233 210H236V209L233 208ZM233 210H231V211H233ZM126 211H127V209H126ZM247 211H250L248 209V207H247ZM259 211L260 210H258V212ZM108 212H110V213H108ZM115 212H113V215L115 214ZM128 212H129V210H128ZM128 212H126V213H128ZM138 212H137V214H139ZM242 212H246V211L242 210ZM251 212H252V210H251ZM122 213H124V211ZM149 213H151V214H149ZM158 213H161L162 215L160 216V214H159L157 216ZM227 213L228 212L226 211L225 214H227ZM236 213H237V210H236ZM238 213L240 214L241 210H239ZM256 213L257 212H255V214ZM103 214H106L107 217L105 215H103ZM141 214H143V215H141ZM141 214H140L141 216H144V212H142ZM234 214H235V212H234ZM241 214H240V216H241ZM261 214H264V213H261ZM120 215L121 214H119V216ZM131 215L132 214H130V217H131ZM74 216H77L78 220L75 217L74 218V222L72 223V225H73L72 226L71 225V220H72L71 218H73ZM104 216H105V218H104ZM117 216H115V217H117ZM134 216H135V218H134L135 220H136V218H137V220L138 219L140 220V217L139 218L137 217L139 215H134ZM190 216H193L192 218H194V219H191ZM224 216L227 217V215H224ZM235 216H236V214H235ZM257 216H258V214H256V217ZM146 217L144 219H146ZM226 217H225V219H226ZM233 217H234V215H233ZM237 217H239V216H237ZM237 217L234 218L235 220L233 219L234 223L237 222L236 221ZM253 217H255V216H253ZM93 218H95L96 221H94ZM229 218H231V217H229ZM75 219H76V222H78V223L75 222ZM106 219H108L107 220L108 223H107ZM113 219H114V216H113ZM115 219H118V217L115 218ZM124 219H126V218H124ZM216 219H218L220 224H219L218 221H216ZM223 219H224V217H223ZM244 219H242V220H244ZM253 219H255V218H253ZM90 220L91 221L93 220L94 225L92 224V222ZM104 220H105V222H104ZM119 220H120V218H119ZM119 220L118 221L117 220L116 221L113 220V221L115 222V224L117 222L120 224ZM151 220H149V221H151ZM263 220H264V218H263ZM125 221L126 220H124V223H125ZM155 221H157V220H155ZM163 221H164V224H163ZM231 221H232V219H231ZM238 221H240V220H238ZM249 221H250V219H249ZM102 222L106 223V225H102L103 224ZM259 222H260V226L258 228L263 226L261 224L262 221L260 220ZM259 222L257 223L255 221H253V224L254 223L259 224ZM138 223H139V221H138ZM144 223L141 224V225L138 224V226H142L143 225L142 227H144L145 226ZM262 223H264V222H262ZM75 224H77V225H75ZM107 224H109L108 227H107ZM111 224L113 226L115 225L113 223H111ZM130 224H129V226H130ZM238 224L241 225L240 222ZM257 224H256V226H257ZM89 225L91 226V228L89 227ZM116 225H118V224H116ZM219 225L222 227V229H220L221 227H219ZM71 226L74 229L76 228V230H73L71 228ZM121 226L122 225H120V227L118 226L119 229H116L118 231H115V228H117V227L114 226V228H113L114 229L113 230L114 233L113 232L112 233L115 234V232H116L118 234L119 230H121ZM135 226H134V229L138 228V226L137 227H135ZM234 226H236V224ZM242 226H244V225H242ZM96 227H98V228H96ZM238 227H236V229ZM246 227H247V225H246ZM248 227H249V230H250L251 229V224L248 225ZM94 228H96V229H94ZM123 228H124V226H123ZM162 228H164V229H162ZM217 228H219V230H222V231L221 232H217L218 231ZM232 228H234V227L232 226ZM262 228L264 229V227H262ZM262 228H260V230ZM150 229H148L146 231H150ZM160 229H161V234L158 235V233H155L157 236L154 235V232H157L158 230L160 231ZM236 229H234V231ZM252 229H253V227H252ZM252 229L250 230V233L252 232ZM254 229H256V228H254ZM162 230H163V232H162ZM215 230H216V232H215ZM245 230H243V232H245ZM260 230L258 229V231H260ZM91 231H93V232L91 233ZM103 231H102V233H103ZM111 231L112 230H110V232ZM135 231L137 232V230H135ZM234 231L232 229L231 231L229 230L228 232H233L234 233ZM253 231L255 233V230H253ZM96 232H97V230H96ZM96 232H95V234H93V236H94V238H96L95 241H98L97 237H95V236H99V234L96 235ZM140 232H141V230H140ZM140 232H139V234H140ZM78 233H81V232L78 231ZM87 233H89V235ZM102 233H100V234H102ZM151 233H152L151 236H153V237L150 236ZM73 234H75V235H73ZM109 234H108V236L107 235L106 236L112 238L111 237L112 235L110 234L111 236H109ZM234 234L236 235L237 233L235 232ZM235 235L234 236L231 235V237H235ZM255 235H256V233H255ZM255 235L253 233H251L252 237L257 238L258 232H257V235L256 236ZM260 235H261V232H260ZM84 236L81 235V237L85 238ZM93 236H91V237H93ZM102 236L104 238V233H103ZM123 236H119V238H117V239L120 240V237H123ZM137 236L139 237V235H137ZM229 236L228 237L226 236L227 238L226 237L225 238L228 239V238H230ZM237 236H238V239H239V237H245L246 236L245 239L246 238L248 239V237H249V236L247 237L246 234L239 236V232H238ZM78 237H80V235ZM154 237H155L156 240L154 239ZM252 237H250L249 239H251ZM262 237H264L263 233H262ZM103 238L99 239L100 242H101V240ZM235 238H237V237H235ZM80 239H82V238H80ZM209 239H210V241H209ZM238 239H236V240H238ZM242 239L244 241V238H242ZM253 239H252V241H253ZM29 240H27V241H29ZM75 240H77V241H75ZM82 240H83V243H86V241H85L86 239H82ZM126 240L128 241V239H126ZM154 240L157 241V243H155ZM256 240H254V241H256ZM95 241H93L94 245H95ZM102 241H105V240H102ZM109 241L110 240H108V242ZM115 241H112V242L115 243ZM225 241H227V240H225ZM100 242L98 241L97 243L99 244ZM110 242H109V244H110ZM128 242L130 243V241H128ZM212 242H216V244L218 242L217 246L215 247L214 245H216V244L214 243V245H213ZM220 242H222V243H220ZM253 242H251L252 243L251 245H254ZM89 243H90V241H89ZM114 243H113V245H114ZM117 243L118 242H116V244ZM124 243H126V242H124ZM237 243L238 242H236V244ZM254 243H260V242H259V240H257V242H254ZM76 244H79V245H77L78 247L76 246ZM98 244H96V245L98 246ZM244 244H245V242H244ZM15 245H16V248H14ZM96 245L93 246V248L94 247L98 248ZM129 245H131L130 247L132 249L136 248V249H134L135 251L132 250V253H131V248L129 247ZM218 245L221 246V247H225V246H226V248L228 247L227 249L224 248L227 251L226 250H222L223 248L222 249L220 248V251L217 250ZM242 245L243 244H241V246ZM249 245H250V242H249ZM20 246H22V245H20ZM90 246L92 247V245H89L87 247L88 249H86L87 252L84 251L85 249L83 250L84 251L83 254H84L85 257L86 256H90V257H86V260L88 258H90L89 259L90 261L88 260L90 262V264H108L110 262H111V264H112V262L115 263L114 262L115 260L111 261L113 259H111L112 257L110 256V255L114 256V254H109V256H110V260H109L110 262H109V261H107L108 260L107 258L109 257L108 253L105 256V253H103V251H102L103 249H101V252H100V248L98 249L99 252L95 251V248H94V250L92 251V255H89L90 252H91L90 249H92ZM105 246H107V245H105ZM122 246H123V244H122ZM244 246H248V245L246 244ZM262 246L263 245H260L261 249L259 247V249H257V251H256V249L254 250V247H253V249H251L252 251L250 250V253H249V250L246 251L243 248H239L241 250L240 252H243L244 254L240 253L239 251H238V253H240L241 255H245V252H248L249 254H252V256L254 255L256 258L253 256L252 259L255 260L254 261L255 263L253 262V264H257L256 262H258L257 260H260L259 256L261 254L263 255V257H261L262 255L260 256L261 260H262V258H264V246H263V248H262ZM113 248H115V247L113 246ZM113 248H112V252L114 251ZM234 248H236V246ZM256 248H258V247H256ZM23 249H24V247H23ZM25 249H26V251H28L31 248L29 246H25ZM105 249H106V247L104 248V250ZM116 249L117 248H115V250ZM21 250H22V247H21ZM75 250H77V251H75ZM88 250L90 252H88ZM121 250H123V247H121ZM121 250H118V251H121ZM136 250H138L139 252H136ZM221 250L222 251H226V252H224L223 255H222V251ZM253 250L255 251V254L253 253ZM262 250H263V253L261 252ZM17 251L15 252L16 254H17ZM145 251H143V252H145ZM150 251H152V250H150ZM233 251H237V250H233L232 249V252ZM258 251L260 253H258ZM93 252H95V253H93ZM232 252H230V254ZM19 253H22V252H19ZM33 253H35V252L33 251ZM100 253H102L104 255H101ZM146 253L147 252L143 253L144 257L146 256ZM22 254H24V253H22ZM26 254L29 255L28 252H26ZM46 254H47V256H46ZM46 254H45V257L43 256L44 257L43 261L40 260L41 257L39 255V256L36 257V259L39 260V262L37 260H35V262H37V263L47 262L48 253H46ZM80 254H78V255H80ZM116 254H117V252H116ZM227 254H228V257H226ZM3 255H1V257ZM17 255L21 256L19 254H17ZM50 255H52V257ZM122 255H123V253L121 254V256ZM224 255H225V257H224ZM84 256L82 255V257H84ZM126 256H124V257H126ZM134 256L132 258H134ZM222 256L225 259L229 258L230 261L228 260V262H227V260H225ZM245 256H247V254ZM17 257L15 259H17ZM28 257H32V256L30 255V256H27V258ZM85 257H84L83 260L80 259V261L82 260L83 263H84L86 261ZM257 257H258V259H257ZM24 258H22V259H24ZM27 258H25L26 259L25 263L23 262V260H21V261L24 264H27L26 263V262H28ZM45 258H46V260H45ZM147 258H144V260L147 259ZM13 259L9 260L10 263H11V261H13ZM65 259H67V261ZM77 259L79 261V258H77ZM114 259H115V257H114ZM120 259H121V257H120ZM123 259L127 260V257L123 258ZM142 259H143V257H142ZM129 260H128V262H129ZM137 260L135 261L133 259L132 261L137 262ZM232 260H234V259H232ZM249 260L253 261L251 259H249ZM249 260L248 261L246 260L247 263L250 262ZM1 261H0V263H2ZM6 261H3V262L6 263ZM9 261H8V263H9ZM15 261H17V260H15ZM142 261H141V263H142ZM241 261H242V258H241ZM262 261H260V262L262 263ZM19 262H20V260L17 261V264H21ZM60 262L63 264V261H60ZM86 262H85V264H86ZM260 262H258V263H260ZM42 263H40V264H42ZM78 263L80 264V262H78ZM119 263H120V261H119ZM125 263H123V264H125ZM243 263H241V264H243ZM12 264H14V263H12ZM15 264H16V262H15ZM28 264H30V263L28 262ZM52 264H53V262H52ZM56 264H58V263H56ZM263 264H264V261H263Z\"/></svg>",
    "mask_w": 264,
    "mask_h": 264
},
{
    "label": "rangeland",
    "instance_id": "rangeland-1",
    "mask_svg": "<svg viewBox=\"0 0 264 264\" xmlns=\"http://www.w3.org/2000/svg\"><path fill=\"white\" fill-rule=\"evenodd\" d=\"M17 1H20V2H17ZM28 1H30V2H28ZM28 1L26 0L27 3H25V2L22 0V3H21V0H15V1H14V0H3V1L0 0V2H2L3 5L6 4V6H5L6 8H4V7L2 6V4L0 3V11H1V13H0V21H3L2 24H3V23L5 24L7 21L10 22L9 20H11V22L9 23V25L11 26V24H12V19H16V18L18 17L16 20H17V21H20V22H17L16 20L13 21V24H15V23L17 22V23H16V24H17L16 27L18 28V23H21V21H22V22H23V21L25 22L24 19H28V18H30V16H29V17L27 16V14H28V13L30 14V12L28 11V13H26V12H27L26 9H24L26 12H23L24 10L22 11V12L24 13V16H25V18H23V20H21L23 16H22L21 14L16 13V12H17V11H16V10H17V7H18L19 5H20L19 8L22 7L21 9H23V7H24L25 4H26L27 6H28L29 4L31 5V4H32L31 1H34V0H28ZM35 1L37 2V1H39V0H35ZM35 1H34V3H33L32 5L34 6V4H38V3H39L38 5L35 6V7H37V8H39L40 6H42L41 8H43V10H45L44 8H46V7L48 6V5H47L46 7H45V6L43 7V5H44V3H45L44 1H46V0L43 1L44 3L42 2L43 4L41 3L42 5L40 4V2H41L42 0H40V1L37 2V3H35ZM48 1H50V0H48ZM48 1H47V2H48ZM54 1H55V0H54ZM58 1H60V2H62V3H67L68 1H69V2L71 1V2H70V4H71L72 1L74 2V1H76V0H66L67 2H63V1H61V0H58ZM64 1H65V0H64ZM78 1H79V0H77V2H78ZM85 1H87V2H85ZM93 1H94V2H92V3H93L94 5H93V4H92V5L94 6V10H97V11H99V12H104V11L107 9V7H108V9H116V11H115V12H117L116 14H118V17L121 18V19L124 20V21H127V20L130 21L131 19H133V18H135V17H137V16L139 17V15H141V17H144V19L147 20V22L149 23V27H150V28L148 27V32H149V33H148V32H146V33H148L149 36L151 35L150 37L152 38V40L154 39L153 42H155V43H157V44H158V43H159V44L161 43V44H163L162 46H164V47L167 45L166 49L168 48V50L165 49L166 52H168L169 50H172V49H170V48L173 46V51H174V52L179 51V54H176V56L178 55V56H177L178 59L181 58L180 56H182V55H183L182 57H183L184 59H187L188 57H186V55H189V56H190V54L192 55V53H193V56H194V54H195L196 51H197V54H198V55L195 54V55H197V57L195 58L196 61L199 62L200 60H202V61L205 62L204 59L207 60V58H205V56H206L208 53H209V54H208V60H209V57H210L209 55H211L210 52L212 53V52L214 51V50H213L214 47L216 48V46H215L214 44H216L217 42L213 44V42L211 41V43L213 44L214 47L211 48V44L209 43L210 46H208V48H211V49H205V48L207 47L205 44H207V43H204V44L201 45V43H203V41H204L203 39H205L204 42H206L207 39H208L207 42H208L209 40H212L211 38H213V37H214L213 35H215V34L212 33V32H213L212 29H214V28H215V29H218V32H220V31L223 30L222 32L225 34V32L227 31L226 29L229 27V26H228V25H229V22H228V21H226V22H225V21H223V22L218 21L220 25H219L218 22H217V24H218L219 26H216V25H217V24H216V25H214V26H215L214 28H213V27H211L212 29L210 28V30H212V32L209 33V37H208V35H207V36L205 35V36H201V38H193V39H190V40H191L190 43L194 42V45L191 46V44H190L189 47L197 46V48L195 47L196 49H193V50H195V52H194L193 50H192V51H191V50H188V49H189V47H188V48H187L188 52H187V50L185 49V47H186V45H187L189 42L186 43V42H184V41H187L189 38L193 37L194 35L191 33L190 28H189V29L187 28V27H189V26H186V24H185L186 22H184V23L182 22L181 24H179V23H177L178 20H179V19H177V18H178L181 14H182V15L184 14L185 17L182 16V17H181L182 20H183L184 18H185L184 20H186V19H188V17H191V16H193V17H191V19L194 18V20H195V18H196L197 16L194 15V13H192V12H194L195 9H194V7H193L194 4L192 3V4H193V5H192V4L190 3L191 0H189V1H188V0H186V1L183 0L184 2H183L182 0H180V1H179V0H178V1H174V0H166V1H165V0H164V1H163V0H156V1H155V0H154V2L157 3V5L159 4L158 7H157L156 3H153V4H152L151 1H153V0H151V1H150V0H123L125 4H124V3H121L122 1H120V0H116V1H115V0H114V1H113V0H100L101 2L98 0V1H99V6H98V3H97V4L95 3L97 0H93ZM127 1H128V2H127ZM130 1H131V4H130ZM134 1H135V2H134ZM138 1H139V3H138ZM167 1H169L168 4L166 3ZM171 1H172V3H171ZM181 1H182L183 3H182ZM192 1H194V0H192ZM192 1H191V2H192ZM198 1H199V0H198ZM12 2H13V3H12ZM14 2H15L16 4H15ZM80 2L83 3V4L81 3L82 5H85V4H87L88 2H91V1H88V0H83V1H82V0H80L79 3H80ZM102 2H103V3H102ZM117 2H118V3H117ZM119 2H120V4H119ZM149 2H150V3H149ZM158 2H159V3H158ZM187 2H189L188 6H187V4L184 5V4L187 3ZM196 2H197V1H194L195 4H196ZM215 2L218 3L219 0H218V2H217V0H215ZM221 2H222V0H221ZM221 2H219V3H221ZM223 2H224V0H223ZM223 2H222V3H223ZM225 2H226V1H225ZM10 3H12L13 5L15 4L16 6H17V3H18V6H17V7H16L15 5L13 6V5L10 4ZM28 3H29V4H28ZM48 3H49V2H48ZM79 3H78V4H79ZM127 3H129V4L127 5L128 7L126 6ZM141 3H142V5H141ZM161 3H162V4H161ZM164 3L167 4V5H164ZM169 3L171 4V6L169 5ZM173 3H174V4H173ZM175 3H177V4L180 3V5L178 4L177 6H178V8L181 10V12H180V10H178V8H176V4H175ZM8 4H9V5H8ZM21 4H22V5L24 4V5L22 6ZM72 4H76V3L74 2V3H72ZM78 4H77V5H78ZM115 4H116V5H115ZM121 4H122V5H121ZM150 4H152V6H151ZM10 5L13 6V7H16V10H13V9H15V8L12 7V8H13V9H12ZM32 5H31V6H32ZM39 5H40V6H39ZM92 5H91V6H92ZM134 5H135L136 7H135ZM153 5H154V8H153ZM173 5L175 6V8H173V7H174ZM191 5H192V6H191ZM33 6H32V8H34ZM87 6L90 7V3H89ZM100 6H101V7H100ZM103 6H104V7H103ZM109 6H111V7L109 8ZM124 6H125V7H124ZM131 6H132V7H131ZM150 6H151V7H150ZM163 6H165L166 8L163 7ZM179 6H180V7H179ZM185 6H186V7H185ZM189 6H191L190 9H189ZM8 7H9V8H8ZM28 7H30V6H28ZM28 7L25 6V8H27L28 10H29V9H32L31 7H30V8H28ZM105 7H106V9H104ZM121 7H122V8H121ZM146 7H147V8H146ZM181 7H182V8H181ZM192 7H193V8H192ZM1 8H3V10H2ZM10 8H11V10H12L13 13L11 12ZM19 8H18V9H19ZM37 8H36V9H37ZM41 8H40V9H41ZM47 8H48V7H47ZM47 8H46V9H47ZM90 8H93V7H90ZM138 8H139V9H138ZM152 8H153V10H152ZM164 8H165V9H164ZM260 8H264V5L261 6ZM260 8L255 9V11H253L254 13H253V12H249L248 14L245 13V16L243 15L244 13H242V15H241L239 12L236 11L235 14H233V13L231 14V17H232V18H231L230 20L233 21V19H237L238 21H237L236 25H238V27H239L240 23L243 22V25H244V26H243V25H240V29H243L244 31H247L249 34L251 33V31H252L253 28H254V29L256 28L255 30H260L261 32H263V31H264V23H262V21H264V13H262V11H263L264 9L262 10V9H260ZM36 9H35V10H36ZM133 9H135V10H133ZM136 9H137V10H136ZM140 9H141V10H140ZM143 9H144V10H143ZM150 9H151V10H150ZM157 9H158V11H157ZM160 9H161V10H160ZM173 9H175V11H177V12L179 11L180 14H179V12H178V13L173 12ZM191 9H192V10L194 9V10L191 12V11H190ZM258 9H259V10H258ZM7 10H8V13H7ZM19 10H20V9H19ZM19 10H18V12H19ZM32 10H33V11H31V10H30V11H31V12H34V9H32ZM37 10H38V11H37ZM37 10L34 12V14H36V12H37V14L40 15V16H41V15H46V14H44V13L48 11V9H47V11H43V10H42L41 13H40V10H39V9H37ZM129 10H132V11H129ZM171 10H172V11H171ZM188 10H189V11H188ZM260 10H261V11H260ZM4 11H5V13H7L9 16H8L7 14L5 15ZM14 11H15V12H14ZM135 11H136V12H135ZM152 11H153V13H152ZM155 11H157V12H155ZM257 11H259L260 13H259V14H256V13H258ZM139 12H140V14H139ZM169 12L171 13V15H170ZM187 12H188V13H187ZM10 13H11V14H10ZM19 13H20V12H19ZM127 13H130V14H128V16H127ZM172 13H174V14H172ZM251 13H252V14H255V15L252 17ZM2 14H3V16H2ZM12 14L14 15L13 18H12V17H11V18H8V17H10V15H12ZM15 14H16V15H15ZM121 14H123V15H121ZM143 14H144V15H143ZM151 14H152V15H151ZM156 14H157L158 16H156ZM160 14L162 15V18L160 17V19H159L158 17L161 16ZM177 14H178V15H177ZM192 14H193V15H192ZM238 14H240V15H238ZM246 14H247V15H246ZM18 15L21 16V17H19ZM30 15H31V14H30ZM38 15H37V17H38ZM47 15H50V14H47ZM47 15H46L47 18L44 16V20L49 19V21H50V18H48ZM153 15H154V16H153ZM169 15H170V16H169ZM174 15H177V16L173 17ZM189 15H190V16H189ZM232 15H234L235 18H233ZM248 15H249L250 17H249ZM260 15H262V16H261L262 18L260 17ZM4 16H5V17H4ZM7 16H8V17H7ZM15 16H17V17H15ZM26 16H27L28 18H26ZM31 16H32L31 19H32V21H33L35 17H34V15H31ZM40 16H39V17H40ZM155 16H156V17H155ZM166 16H167V17H166ZM194 16H195V17H194ZM246 16H247V18H248L249 20H252V21H251L252 24L249 25L250 22H249V20H248L247 18H246V19H243V18H245ZM256 16H257V17H256ZM258 16H259V17H258ZM14 17H15V18H14ZM33 17H34V18H33ZM39 17H38L37 19L40 20ZM42 17H43V16H41V18H42ZM124 17H125V18H124ZM154 17H155V19H153ZM165 17H166V18H165ZM183 17H184V18H183ZM242 17H243V18H242ZM19 18H20V19H19ZM45 18H46V19H45ZM126 18H127V19H126ZM151 18H152V19H151ZM156 18H158V19L156 20ZM164 18H165V19H164ZM167 18H168V19H167ZM169 18H170L171 20H169ZM175 18H176V19H175ZM239 18H240L242 21L239 20ZM250 18H251V19H250ZM255 18H256V20H255ZM259 18H260V21H258ZM4 19H5V21H4ZM37 19L35 18V20H36V21H35V24H36V22H37V24L40 25V23H41L40 21H41V20H40L39 23H38V20H37ZM42 19H43V18H42ZM253 19H254V20H253ZM6 20H7V21H6ZM29 20H30V19H29ZM29 20H28V22H26V23L24 24V25L27 24V26H26L27 28H28V23L31 22V21L29 22ZM160 20H161V21H160ZM176 20H177V22H176L177 24L174 23V21H176ZM180 20H181V19H180ZM182 20H181V21H182ZM230 20H229V21H230ZM244 20H245V21H244ZM49 21H48V22H49ZM153 21H154V22H153ZM164 21H165V22H164ZM168 21H169L170 23H169ZM221 21H222V20H221ZM235 21H236V20H235ZM235 21H234V22H230V23L235 24ZM239 21H241V22H239ZM8 22H7V25H8ZM33 22H34V21H33ZM42 22H43L44 24H46V21L44 22V21L42 20ZM48 22H47V24H48ZM150 22H151V23H150ZM160 22H161V23H160ZM163 22H164V23H163ZM167 22H168V23H167ZM171 22H172V23H171ZM227 22H228V25H226V26H228V27H226V29H225V28H223V25L225 26V24H223V23H227ZM244 22H245L246 25H248L249 27H247V26L245 25ZM254 22H255V23H254ZM256 22H257L258 24H257ZM0 23H1V22H0ZM158 23H159V24H158ZM221 23L223 24L222 26H221ZM238 23H239V24H238ZM259 23H261V24H263V25H260ZM16 24H15V25H16ZM35 24H34V25H35ZM37 24H36V25H37ZM44 24H43V25H44ZM153 24H154L155 26H156V25H157V26H156V27H153V26H154ZM160 24H161V26H162L163 29L161 28ZM162 24H164V25H162ZM166 24H167V25H166ZM184 24H185V25H184ZM233 24H232V25H233ZM241 24H242V23H241ZM9 25H8V26H9ZM15 25H14V28H16ZM19 25H20V24H19ZM32 25H33V24H32ZM34 25H33V26H34ZM36 25H35V26H36ZM86 25H87V24H86ZM86 25H85V26H86ZM255 25H256V26H255ZM258 25H259V26H258ZM8 26H7V27H8ZM10 26H9L8 28H3V27H6V25L3 26V25L0 24V32L2 33V34L0 33V34H1L0 36H4V35H3V32L6 31V30L8 31V29L10 28ZM33 26H32L33 31H35V28H36V31H37V29L40 30V28H41L40 31L38 30L39 32L37 31V34L39 33V35H41L40 32H41V31L43 32V30H44V27H42V23H41L40 26H38V28H37V27H33ZM165 26H166V28H165ZM181 26H182V27H181ZM184 26H185L186 28H185ZM220 26H221V27H220ZM234 26H235V25H234ZM245 26L247 27V29H246ZM250 26H251L252 29H250ZM22 27H23V25H22ZM22 27H21V25H20L19 28H22ZM24 27H25V26H24ZM24 27H23V28H24ZM26 27H25V28H26ZM29 27H31V26H29ZM167 27H168V28H167ZM169 27H170V28H169ZM172 27H173L174 30H172ZM178 27H179V28H178ZM183 27H184V28H183ZM217 27H218V28H217ZM219 27H220V29H219ZM2 28L4 29V31H3ZM14 28L12 29V27H11L10 29L15 30ZM17 28H16V29H17ZM42 28H43V29H42ZM156 28H157V29H156ZM159 28H160V29H159ZM176 28H177V29H176ZM235 28H236V27H235ZM257 28H258V29H257ZM1 29H2V30H1ZM30 29H31V28H30ZM30 29H27L26 31L29 30V33H32L33 31H31L32 29H31V30H30ZM152 29H153V30H152ZM184 29L187 30V31H185ZM224 29H225V31H224ZM229 29H230V28H229ZM231 29H232V26H231ZM231 29H230V32H231V33H232V32L237 33V32L234 30V27H233V31H231ZM240 29L238 28V29H236V30L238 31V30H240ZM254 29H253V30H254ZM159 30H160V32H159ZM163 30H164V31H163ZM188 30H189L190 34H188V33H189ZM243 30H242V31H243ZM250 30H251V31H250ZM255 30H254V31H255ZM262 30H263V31H262ZM165 31H166V32H165ZM167 31H168L170 34H172V33H173V34L170 35V34L167 33ZM183 31H184V32H183ZM216 31H217V30H216ZM240 31H241V30H240ZM240 31H238V33H239ZM8 32H9V31H8ZM8 32H7V33L5 32V33H6V36H7V34H9ZM185 32L187 33V35H186ZM214 32H215V31H214ZM218 32H217V33H218ZM222 32H220V33H222ZM230 32H229V33H230ZM258 32H259V31H258ZM258 32H257V33H258ZM261 32H259V34H261ZM5 33H4V34H5ZM27 33H28V32H27ZM33 33H35V32H33ZM157 33H158V35H157ZM182 33H183V35H182ZM211 33H212V36H213V37H211ZM217 33H216L215 36L218 37V35H219L220 33H219L218 35H217ZM226 33H227V32H226ZM229 33H227V34H228V35H227V36H228L227 39H226V35L223 34V36H222V34H220L219 37L222 36V37H224L225 39H224V38H222V39L219 38L218 41L220 42V40H221V41L227 42V44H230L232 41L230 40L231 42H229V38H230V36H233V35H230ZM234 33H233V34H234ZM240 33H241V32H240ZM242 33H243V32H242ZM248 33H247V37L250 36V35L248 36ZM252 33H253V32H252ZM257 33H255V35H252L251 38H250V37H249V38L252 39V37H253V39H255L257 42L261 41L262 38H261L260 36H261V35L263 36V35H264V32H263L260 36H258ZM159 34H160V36H159ZM243 34L245 35L246 33H243ZM253 34H254V33H253ZM28 35H29V34H28ZM32 35H34V34H32ZM35 35H36V34H35ZM164 35H166V37H165ZM173 35H175V36H174V42L170 43V40L173 39ZM188 35H189V37H188ZM190 35H191V37H190ZM229 35H230V36H229ZM234 35L236 36V34H234ZM36 36H37V35H36ZM163 36H164V38H163ZM167 36H168V37H167ZM169 36H170V38H172V39L169 40V39H168ZM171 36H172V37H171ZM183 36H184V37H183ZM186 36H187V37H186ZM235 36H234V37H235ZM245 36H246V35H245ZM245 36H244V37H245ZM39 37H40V36H39ZM159 37H160V38H159ZM161 37H162L163 39H162ZM176 37H177L178 39H177ZM196 37H197V36H196ZM198 37H199V36H198ZM202 37H203V39H202ZM237 37H239V36H236L235 38H237ZM244 37H242V35H240L239 39L244 38ZM247 37H245V39H246ZM256 37H257V38L260 37L259 40H258ZM0 38H1V37H0ZM7 38H8V36H7ZM35 38H36V37H35ZM166 38H167V39H166ZM231 38H232V37H231ZM231 38H230V39H231ZM164 39H166L165 42H164ZM175 39H176L177 42H175ZM184 39H186V40H184ZM200 39L203 40V41L201 42ZM214 39H215V38H213V40H214ZM217 39H218V38H217ZM217 39H215V41H217ZM232 39H233V38H232ZM250 39H247V40L249 41ZM253 39H252V40H253ZM260 39H261V40H260ZM0 40L2 41V40H3V37H2ZM158 40H160V41H158ZM190 40H188V41H190ZM226 40H228V41H226ZM236 40H238V39H236ZM255 40H253V42L249 41V43H247L248 41L245 40V41H246L245 44L247 43V45H249V46H253V48H251V49L253 50V49L256 47V46H255V45H256L255 43H257ZM239 41L244 42L243 39H241V40H239ZM239 41H238V43L241 44V45H240V46L238 45V47L235 49V51L233 50L234 52L237 53V55H239L238 52H239V51L242 52L241 50L244 48V47H243L242 49L240 48V49H241V50H240L239 47H242L243 45L245 46V44L242 45V43L239 42ZM254 41H255V42H254ZM224 42H222V43L224 44ZM228 42H229V43H228ZM175 43H176L177 45H179V46H176V47H175V45H176ZM184 43H185V44H184ZM232 43H234V39H233V42H232ZM251 43H253V45H250ZM259 43H260V42H259ZM259 43H258V45H259ZM159 44H158V45H159ZM161 44H160V45H161ZM192 44H193V43H192ZM217 44H218V43H217ZM227 44H226V46H228ZM234 44H236V43H234ZM10 45H11V46H10ZM10 45L7 46V47H9L8 50H12V49L14 48V45H13V44H10ZM12 45H13V46H12ZM125 45H127V44H125ZM125 45H124V47H123V45H122V47H123V48H125V47H126V48L129 47L128 45H127V46H125ZM168 45H169L170 47H169ZM204 45H205V48H202V47H204ZM218 45H219L220 47L222 46L220 43H219ZM224 45H225V44H224ZM236 45H237V44H236ZM236 45H235V46H236ZM258 45H257V47H258ZM162 46H160V48H162ZM180 46H183V47H180ZM231 46H233V45H231ZM254 46H255V47H254ZM261 46H262V48L264 49V42H263V41L261 42V44H260L259 47H261ZM10 47H11V48H10ZM120 47H121V46H120ZM120 47H119V48H116V51H117V49H119L120 52L122 53V52H124V51L126 50V48H125V50H124L122 47H121V48H120ZM164 47H163V48H164ZM229 47H230V46H229ZM233 47H234V46H233ZM247 47H248V46H247ZM181 48H182V49H181ZM217 48H218V47H217ZM121 49H123V50H121ZM127 49H128V48H127ZM175 49H176V50H175ZM177 49H178V50H177ZM202 49H203V50L205 49V50L203 51ZM231 49H232V47H231ZM237 49H238V50H237ZM244 49H246V47H245ZM244 49H243V50H244ZM251 49H250V50H251ZM16 50H17V49H16ZM16 50H15V48H14V51L12 50L13 53H14L15 55H14L13 53H10V57H8L6 60L0 61V62H1L0 65L3 67V69L6 70V74H5V72H4V75H3V71H4V70L2 69V74H1V78H0V84H1L2 82H3V83H2L1 85L6 84L7 79H9V78H7L6 75H8V77H9V75H10V76H11L10 79L12 80V81H11V80L9 79V80L11 81L10 83H11V84L14 83V86L16 85L15 87H17V85H20V84L22 85V83L25 84V85H22V86L20 85V86H18L17 88H19V90H21V91H23L24 89H25L24 91H26V88H27V90H30V91H26V92L23 91V92H22V93H25V96H26V97H27V96L29 97V95H32V94H34V92H35V90H32V88H33V89H36V87H34L33 85L36 84V83H38V77H37V76H38L39 74L36 73L34 70L31 71V69H33V68H31V67H32V64H33V61H31V59L28 60V59H29V58H28L29 55L25 54L26 56H25V55L23 56V54H22L23 52L20 53L21 51L17 52ZM182 50H183V53H182ZM212 50H213V51H212ZM257 50H258V49H257ZM15 51H16L18 54H17ZM184 51H185V52H184ZM189 51H190V54H189ZM206 51H208V53H207ZM237 51H238V52H237ZM263 51H264V50H263ZM10 52H11V51H10ZM112 52H113V51H112ZM112 52H111V53H112ZM120 52H119V53H120ZM125 52H126V51H125ZM205 52H206V53H205ZM234 52H233V53H234ZM111 53H110V54H111ZM115 53L117 54V52H114V54H115ZM119 53H118V54H119ZM177 53H178V52H177ZM21 54H22V55H21ZM118 54H117V55H118ZM180 54H182V55H180ZM204 54H205V56H204ZM117 55H112V57H113L114 59H116L115 56H117ZM237 55H235V57H236ZM14 56H15V57L20 56V58H13ZM118 56H119V55H118ZM118 56H117V57H118ZM137 56H138V55H137ZM137 56H136V57H137ZM193 56H191L190 58L193 59ZM202 56H203V57H202ZM239 56H240V55H239ZM242 56H243V55H242ZM21 57H22V59H21ZM24 57H25V58H24ZM29 57H30V56H29ZM134 57H135V56L132 57L134 60L131 58L133 62H132L131 60H129V57L127 58V60H129L130 62H132V64L129 62L130 65L127 66V69H128V71H129V70H133V73H132V74H131L132 71H129V73H130V75H132V76H133V74H134L135 77L139 79V82L144 81V80H141V77H140V76H138L139 74H138V75L135 74V73H137V72H134V70H135L136 68L141 67L140 64H142V63H140V62H142V61H138V58H139L140 56H138V58H134ZM199 57H200V58H199ZM206 57H207V56H206ZM233 57H234V56H233ZM246 57H247L246 60L248 59L246 62H247V64L249 65L250 63H248V61H249V59L252 58V57H251V56H250L249 58H248V56H246ZM253 57H256V56H253ZM261 57H262V58H260V59H262V61H263V60H264L263 55H262ZM11 58H12V59H11ZM27 58H28V59H27ZM183 58L180 59L181 61L177 60V61H179L178 64H175V63H177V61L175 60L174 63L171 62V65H168V66H167L168 68H165L163 71L161 70V73H164V75H163L164 77H166L165 74H169V73H170L169 75L173 77V75H174L173 73L177 72V73H175V74L178 76V78H180V77L183 78L184 75H185V74H184L185 69H187V68L183 69V68H184L183 66H184V64H185V61H186L187 63L190 62L189 64H190L191 67H192V64H191V61H192V63H193V67H192V69H191V70L187 69L188 74H186V76L182 79L183 81H181V79H180V81L183 83V84L181 85V87H183V85H184V87H186V85H188V84L191 85L190 82H187L185 78H187L188 80H190L191 83L194 85V86L191 85V86H187V87H192V86H193L194 88H193V87H192V88L195 89L196 84H199V83H197L198 80H197V82H195V84H194V83L192 82V80L189 79V78H191L192 76H193V78H195V76H194V75H195V72H196V71L198 72V70H196L195 68H198V69H199L198 64H199V66H200V71L202 70V71H204V72H206V71L204 70L205 67H209V68H210V67H212V64H216V63H213V62L211 63V62H210V64L207 65V64H206L207 62H206V63H205V66H204V65H203L204 62H203V63H202V62H199V63H198V62H196L194 59L191 60V61H189L190 58H188L187 60L183 61V60H184ZM14 59H15V60H14ZM17 59H18L19 61H21V63H17V62H18ZM20 59H21V60H20ZM83 59H84V56H83ZM139 59H140V58H139ZM236 59H237V57H236ZM255 59H256V58H255ZM255 59L253 58V60H255ZM258 59H259V58H257V61H256L255 64H258V65H259V63H260V64H261V63L264 64V62H262L260 59H259V60H260L261 62H260V61L258 62ZM12 60H13V61H12ZM23 60H24V62H23ZM36 60H37V59L34 60V63H35ZM141 60H142V59H141ZM208 60H207V61H208ZM250 60H251V59H250ZM253 60L249 61V62L252 63L251 65L254 64V61H253ZM16 61H17V62H16ZM28 61H29V62H28ZM37 61H38V62L35 63V65L40 63V62H39V61H40L39 59H38ZM134 61H135V62H134ZM193 61L196 62V63H198V64H195V65H194V62H193ZM2 62H4V63H2ZM7 62H8V63H7ZM31 62H32V64H31ZM5 63H6L7 65H6ZM133 63H134V64H133ZM172 63H173V65H172ZM180 63H181V64H180ZM182 63H184V64H182ZM187 63H186V64H187ZM200 63H201L202 65H201ZM2 64H3V65L5 64V65L3 66ZM8 64H10V65H11V64H14V65H15V68L17 69V72H14V71L11 72L10 69H9V66H10V65H8ZM20 64H22V65H20ZM186 64H185V66H186V67H189V66L186 65ZM218 64H219V63L217 62V66H216V65H215V66L218 67V66H219ZM18 65H20L21 68H20V66L18 67ZM23 65H24V66H23ZM28 65H30V68H28V67H29ZM35 65H34V66H35ZM136 65H137V66H136ZM174 65H175V66H174ZM176 65H177V66H176ZM196 65H197V66H196ZM210 65H211V66H210ZM235 65H236V64H235ZM248 65H246V68H247V69H246L245 67H244L245 69L242 68L243 71H246V72H243V73H245V74H241L242 69L240 70L241 72L239 71V73H240V78H239V79H240V80H238V82H237V80L235 79V81H234V87H233V85H232L231 83H229V85H232L230 88L232 89V91H233L232 93H233V94H232L230 91H229V92L231 93V95H232L231 97H232L235 101L238 100V102H237L238 104H240V105H244V104H246V108L252 110V109H254V108H253L254 106L251 104L252 102H251L250 100H253V99L256 97V96H254V93H257V92L260 93V92H262V93H260V94L263 95V96H262V100H263V102H264V94H263V92H264V85H262V84L264 83V79H262V78H264V75H263V73H264V66H263L262 64H261L260 66L256 65L258 68L255 69V68H256V67H255V68L252 70V68H253L255 65H254L252 68H249L250 65H249V66H248ZM6 66H7V67H6ZM88 66H89V65H88ZM130 66H131V67H130ZM135 66H136V67H135ZM143 66L145 67V65H143ZM143 66L140 68V70H144V69H145ZM180 66H181V67H180ZM194 66H196V67L194 68ZM237 66H238V65H236L235 67H237ZM128 67H129V68H128ZM172 67H173V69H172ZM191 67H190V68H191ZM216 67H215V68H216ZM238 67H239V66H238ZM241 67H242V66H241ZM260 67H261V68H260ZM15 68H14V69H15ZM34 68H38V67L35 66ZM131 68H133V69H131ZM177 68H179V69L182 68V69L179 70V69H177ZM209 68H207L206 70H207V71H211V68H210V69H209ZM213 68H214V65H213ZM230 68H231V67H230ZM259 68H260V69H259ZM0 69H1V68H0ZM8 69H9V70H8ZM168 69H169V71H168ZM176 69H177V70H176ZM194 69L196 70L195 72L193 71ZM208 69H209V70H208ZM217 69H218V68H217ZM217 69H216V70H217ZM249 69H250V70H249ZM261 69H262V70H261ZM7 70H8V71H7ZM28 70H30V71H28ZM171 70H172V71H171ZM178 70H179V71H178ZM212 70H214V69H212ZM216 70H215V71H216ZM231 70L234 71V73H233L234 75H235V74L237 75V73H238V69H236V68L233 69V67H232ZM257 70H258V71L260 70V71L258 72ZM9 71H10V72H9ZM21 71H22V72H21ZM23 71H24V72H23ZM136 71H138V70L136 69ZM164 71H167L168 73H166V72H164ZM191 71L194 72V75L191 74V73H192ZM236 71H237V73H235ZM247 71H250V73L247 72ZM251 71L254 72V75H253V73H251ZM261 71H262V72H261ZM34 72H35V73H34ZM158 72H159V71H158ZM171 72H172V73H171ZM178 72H179V73L182 72V73L179 74ZM190 72H191V73H190ZM0 73H1V72H0ZM7 73H8V74H7ZM11 73H12V74H13V73H14V74H17V73L21 74V76H22L23 78L21 77L22 79H20V80H21L22 82H21L20 84H19V83L16 84L17 82L15 83V81H13L14 79H13V77H12L13 75H12ZM24 73H25V74H24ZM26 73H28V75H29V74H30V75L28 76ZM161 73H156V74H157V75H158V74L161 75ZM239 73H238V74H239ZM247 73H249V75H247ZM258 73H260L259 77H260L261 75H263V76L261 77V79H260L259 77H257V76H258ZM153 74H155V73H153ZM153 74L151 73L150 76H152ZM156 74H155V75H156ZM171 74H172V75H171ZM178 74H179V75H178ZM190 74H191L192 76H191ZM23 75H24V76H23ZM148 75H149V74H148ZM159 75H158V76H159ZM181 75H183V76H181ZM242 75H243V76H242ZM252 75H253V76H252ZM26 76H27L28 78H27ZM39 76H40V75H39ZM132 76H131V77H132ZM163 76H162V78H163ZM170 76H169V77H170ZM187 76H188V77H187ZM245 76H246L247 78H246ZM250 76H252V77H250ZM254 76H256V77H254ZM5 77H6V78H5ZM25 77H26L27 80L24 79ZM29 77H30V78H29ZM152 77H154V76H152ZM172 77H170V78H172ZM237 77H239V76L237 75ZM242 77H243V78H242ZM244 77H245L246 79H244ZM249 77H250V78H249ZM132 78H134V77H132ZM175 78H176V80H177V77H176V76H175ZM193 78H192V79H193ZM241 78H242V80H241ZM253 78H254V80H253ZM138 79H135V78H134V81L136 80L135 83H134L133 79H131L132 81L129 80V78H128L127 80L129 81V83H130V82H131V83L133 82V84L136 86V85L140 84V83L137 81ZM144 79H145V78H144ZM160 79H161V78H160ZM197 79H198V78H197ZM257 79H258L259 81L261 80V81H262V84H261V81H260V82L256 81ZM3 80H4V81H3ZM33 80H34L35 82H36V81H37V82L34 83ZM140 80H141V81H140ZM163 80H164V78H163ZM173 80H174V77L172 78V81H173ZM176 80H175V81H176ZM184 80H185V82H186L187 84H184ZM194 80L196 81V78H195ZM194 80H193V81H194ZM217 80H218V82H217ZM247 80H248V81H247ZM29 81H30V82H29ZM32 81H33V82H32ZM161 81H162V80H161ZM177 81H179V79H178ZM177 81H176V82H177ZM199 81H200V80H199ZM239 81H240V85L243 84V83L247 84L246 86L243 84V87H242V85H241L242 88L245 87L244 89H242L240 86H238ZM242 81H243V82H242ZM245 81H246V82H245ZM19 82H20V81H19ZM28 82H29L30 84H29ZM137 82H138V84H137ZM162 82H163V81H162ZM173 82H174V81H173ZM214 82L216 83V84H214V86L217 85V83H219V84H221V85H222V83H223V82L220 83L218 78L215 79ZM254 82H255V83L258 82V83H259V86L257 85L258 83H256V88H255V86L253 87L252 85H255ZM141 83H142V82H141ZM201 83H202V81H201ZM236 83H238V84H236ZM27 84H29V86H31V87L29 88V86H28ZM31 84H32V85H31ZM133 84H131V85L134 86ZM144 84H145V83H144ZM219 84H218L216 87H214V88L217 89V88L220 86ZM226 84H227V83H226ZM131 85H130V87H128V90H129V88H130V90L134 92V90H132L133 87H132V89H131ZM224 85H225V83H224ZM229 85H228V86H229ZM236 85H237L238 87H240L242 90H245V92L247 91V88H248V86H249V88L251 89V91H250V89H248L249 91H247V92L245 93V92L242 91L240 88H237ZM35 86H36V85H35ZM198 86H199V85H198ZM201 86H202V85H201ZM201 86H200V87H201ZM20 87H21V88H20ZM140 87H142V86H140ZM140 87H137L138 90H139ZM235 87H236V88H235ZM251 87L255 88L254 90H256V91H254ZM28 88H29V89H28ZM165 88H166V87H165ZM141 89L144 90V88H141ZM189 89H190V88H189ZM189 89H188V90H189ZM193 89H192V90H193ZM198 89H199V88L197 87L196 90H198ZM228 89H229V88H228ZM237 89H238L239 91H237ZM259 89H260V90H259ZM19 90H18V92L21 93V91H19ZM31 90H32V91H31ZM128 90H127V89L125 90V91H127V92H125V94L128 93ZM130 90H129V91H130ZM185 90H186V88H184V91H185ZM192 90H190V91H191V92L196 91V90H193V91H192ZM190 91L187 92V93L189 94ZM240 91L243 92L244 94H246V96H244V94L241 93ZM28 92H29V93H28ZM133 92H130V93H133ZM185 92H186V91H185ZM248 92H249V93H248ZM27 93H28L29 95H27ZM258 93L255 94V95H257V97L259 98L261 95L259 94L260 96H258ZM125 94H124V95H125ZM184 94H185V93H184ZM188 94H186V96H187ZM251 94H252V95H251ZM239 95H240V96H239ZM249 95L252 96V97H254V98L252 99L251 97H249ZM25 96H24V97H25ZM32 96H33V95H32ZM157 96H158V95H157ZM157 96H156V97H157ZM188 97H189V96H188ZM235 97H236V98H235ZM243 97H244V99H243ZM246 97H247V98H246ZM0 98H1V95H0ZM30 98H31V96H30ZM245 98H246V99H245ZM248 98H249L250 100H249ZM258 98H255L254 100H255V101H256V99H257V100H259V99L261 100V98H259V99H258ZM2 99H3V98L0 99V100H1V101H0V104H1V103H4V104H5V107H6V109L3 110V108H5L4 105H3V104L0 105V107H1V109H0L1 112H2V111L4 112V113L2 114V117L4 116V118H6V116L9 117V115H10L11 117H12V115L14 116V113H16L17 110L13 111V108H11L12 110H11V109L8 110V109H9V106H8V104L6 103V100L3 99L5 102H2V101H3ZM116 99H117V98H115V102H114L112 105H115V104L117 105V101H116ZM152 99L156 100V99H155V96H154V98H152ZM159 99H161V98L159 97ZM199 99H200V98H199ZM202 99H203V98H202ZM247 99H248L249 101H247ZM163 100H164V99H163ZM163 100L161 99V100H157V101H159V102L162 101V102H163ZM245 100H246V101H245ZM241 101H242V102L244 101L243 104H242ZM124 102H125V103H126V102L129 103V101H126V100H125ZM124 102H123V103H124ZM159 102H158V103H159ZM162 102H160V105H162V104H161ZM249 102H250V103H249ZM256 102H257V101H256ZM125 103H124V106H123L124 108L126 107L125 109H124V108L122 107V105H121V107H119V109H118L119 111H118L116 106H115V108H114V107H112V105H111L110 109L113 108V110H114L113 113H115V114L112 115V113H111V112H112V109H111V112L109 111V112L111 113V115L114 116V117H111V118H112V120H115V122H121V121L118 120L117 118H119V119L122 120L123 117H126V118H123V122H121V123L124 124V125H123V128L120 127V126H122L121 123H120V124L118 123V125H119L118 128L120 127V128H122L123 130H124L126 127H127V128L129 127V126H126V127H125V123H124V121H126V123H127L128 120H129L128 118H130L129 116H131V115H130L129 105H128V104H125ZM164 103H165V102H164ZM166 103H167V101H166ZM200 103H202V102H200ZM261 103H262V102H261ZM248 104H250V105H248ZM262 104H263V103H262ZM165 105H166V104H165ZM162 106H164V105H162ZM247 106H248V107H247ZM7 108H8V109H7ZM127 108H128V109H127ZM237 108H238V110L240 111L239 113H241V111L244 112L243 110H245V108L243 109V107L241 108L242 110L239 109L240 107H237ZM108 109H109V108H108ZM120 109H123V110H124V111H123L124 114H125V111H126V112H129V113H128L129 116H126V115H124L123 113H120V111L122 112V110H120ZM259 109H260V108H259ZM7 110H8V111H7ZM128 110H129V111H128ZM217 110H218V109H217ZM238 110H237V111H238ZM261 110H264V108L260 109L259 112H260ZM115 111H116V112H115ZM117 111H118L119 113H118ZM246 111H247V112H246ZM252 111H253V110H252ZM252 111L249 112V110H245L246 113H245V112H244V113L247 115V113L249 112L248 114H249V116H250V113H251ZM218 112H219V111H218ZM218 112L215 113V114H217V115L219 114L218 116L220 117L221 114L218 113ZM9 113H10V114H9ZM221 113H222V112H221ZM244 113H242V114H244ZM261 113H262V112H260V114H261ZM5 114H6V115H5ZM7 114H8V115H7ZM116 114H117V115H116ZM119 114H120V115H119ZM121 114H122V115H121ZM128 114H127V115H128ZM245 114H244V115H245ZM255 114H258V113L256 112ZM260 114H259V116H260ZM111 115H110V116H111ZM177 115H178V114H176V116H177ZM217 115H216V116H217ZM226 115H232V116H228L229 118L227 117L230 121H232L231 118L234 119V117H235V119H236V120H234V121H237L238 119H240L239 117L241 116V115L238 116L237 114H235V113L232 112V111H231V114H230V113H227ZM261 115H262V114H261ZM263 115H264V114H263ZM263 115H262V116H263ZM178 116H179V115H178ZM224 116H225V115H224ZM233 116H234V117H233ZM255 116H257V115H255ZM255 116H252V117L255 118ZM11 117H9V119H10ZM179 117H180V116H179ZM221 117H222V115H221ZM4 118H1V119L4 120ZM223 118H224V117H223ZM260 118H261V116H260ZM126 119H128V120H126ZM218 119H219V118H218ZM249 119H251V117H246V120H249ZM116 120H117V121H116ZM219 120H220V119H219ZM221 120H222V118H221ZM226 120H227V119H226ZM240 120H241V119H240ZM253 120H255V119H253ZM131 121H133L134 123H136V120H134L133 118H130L129 122H131ZM230 121H225V119H224V122H226V123H227V122H230ZM241 121H242V120H241ZM241 121H239V122L237 121V123H241V125L244 124V125L242 126L244 129H243L241 126H239V128H237L238 125H239V124L237 125V123H235V124L237 125V127L235 126L236 128H235L233 125H231L232 122H230V124H229V126L231 125V127H233L234 130L238 129V133H237V131H236V132H235V135L238 134L239 136H242L241 134H245L244 132H243V133L241 132L242 130H241L240 128H242L243 131H245V132H246V130H247L246 134H249L248 140H246L245 142H243L244 140H243V141L240 140V141L243 142V144L245 143L246 145H247V143L249 142L247 146H246L245 144L243 145L242 142H238V145H240L239 143H241V145H240L241 148H240V147H239V149L237 148L238 150L236 149V151H235V148H232V149H231V150L233 151L232 153L240 152V153H239V156H240V157H239V156L237 157V156H234V155H233L234 157H236L235 160H237V162L233 159L232 155H230V156H231V159L234 160L235 164H234V162H231V161H232L231 159H225L226 162L229 163V164L227 163L229 166L227 165L228 168H227V169H224V171L227 172V173H224V171H223V172H220V173H222L223 176L220 175L219 172H218V174H219L220 176L217 174V172L215 173L216 175L213 174L214 171H213V170H212V171L210 170V169H214L213 166H212V168L209 167V169L206 170V171H208V172H209V170L211 171V173H210V172L207 173V174H209V175H208L209 177H206V176H207V174H206L205 177H204V180H205V181H204V180H201V179L198 178V181L200 180L199 182H201L202 184L198 182L197 184H199L200 186L198 185V186H197L198 188H197V187H196L197 184H195L194 189H193V187H191V188H192V189H191L190 186H187V187H186V184H188V183L183 184V183H181V181H179V179H180V180H183V177H184V176H181L182 178H180V177L177 176L179 179L173 177V180H174V181L171 180V181H172V184H169L170 182H169V183L167 182V180L169 181V179H166L167 177H169V175L166 177L165 175L161 174V173H164V172L160 171V172H161V173H160L159 171H155V172H153V174H152V177H151L152 180H153L154 178L157 177V176H156V177L153 178V176L157 175L158 173H159V175L161 174L162 177H158V178H156V179H155L156 182H157V180H158L159 178H161L160 180H162L163 177H166V178H164V180H163L164 182L166 181V182L168 183V184H166V182L164 183V186L166 185V187H163V188H165V189H162V186H161V188H160V187H157V188H155V189L153 190V191H156V192H153V191L151 190V191H152L153 193H155V194L153 195V193H152L153 196H152V195H149V193L146 192L147 190H145V188L147 187V185H149V184L151 185V183H152L154 180H153V181L149 180L151 183L148 184V182H146V184H147V185H146V184H145V181H144L143 179H146V177L149 178V175L147 174L148 176H145L146 173H145V174H140V175H142L141 177H143V179H142L141 177H139V180H140V178L142 179L141 181H142V184H143V185L141 184V187H142L141 189L145 190V191L142 192V193H144V194H142V193H141V194L138 193V194H139V195H138V194L136 193V194H137V195H136V194H134V192H133V193L131 192V191L134 190V189H133V187H134L133 185L135 184L136 180L138 179V176H137V177H136L137 179L135 180V182H133V183H134V184L132 185L133 187L129 186V185H131V183H132V181H131V183L129 182L130 184L127 185V186H129V187L126 186V188H128V189H125L126 191H128L129 188H132L133 190L130 189L131 191H129V193H128V192L126 193V191H124V190L118 191V192H119L118 194H121L122 191H123V192H124V195L122 196V194H121V197H120V195H119V197H118V199H117V198H116V195L118 196V194H117V189L113 187V185L111 184V183H112L111 181H113V178H114V181H115L116 183L113 181V184L115 183V185H117V180H118V179H116V177H117V175H116V174H117V170H118L119 173H123L124 170L120 167L121 163L118 161L119 154H117V152H116L114 155H118L117 160L115 159L116 157H111L112 165L114 166V162L116 163V165H115V167H114V170H112L113 167H112V168H109V167L111 166V164L109 163L110 165L108 164V166H107V167H108V168H107V171H109V174H110L111 172H112V173L109 175V174L106 172V173L108 174V176H107V174L105 173V174H106V178H105V180H107V181L103 180V181H105V182H104V183H105V186H107V187L109 186V188H108L109 190H107L106 188L101 189L100 187H98V188H100V189H99L100 191L102 190L101 193H102V194L104 193L102 197H103V198L106 197V198L103 199V198L101 197V199H100V195H101V193H100L99 190H97L96 188H95V189H96L97 191L95 190V191H96V193H95V191H94V187H97V185L100 184V183H97V181H96L95 183L93 182L94 185H92V184L90 185V184H89L88 186H86V189H87L88 187L93 188V190L90 189V190L88 191V193L86 192V195H91V196H90V197L92 198V201H91V202H92V204L94 203L93 206L96 205V201L99 202V199L102 200V202L104 201L103 203H100V202H99L100 204H104V203H105V200L107 201V202L104 204V206H105L106 204L108 205V201H112L111 204H112L113 206L110 205V203H109L108 208H105V209H107V211H110V212H111V211H113V212L116 211L115 214L117 213L116 215H115V214L113 215V212H111V213L108 212V213H110V216L108 215V217H110L111 219L109 220V221H110V222H109L110 225L107 224V227H108V225H109L111 229L108 228V231H107V229H106L105 232H104L103 229H104L105 227H104V228H103V227L101 228L100 233H102V231H103V233H104V238H103V236H102L103 233L100 234V233L98 232V230H99L100 228H99V229H96V228H98V227L94 228V229L97 230V232H96V230L94 231V233H92L93 231H91V233H92L91 236H93V234H95V232H96V235L99 234V236H95V237H97V240L100 242L99 239H100V238H103L102 240H105V241H102V240H101L102 243L100 242V243L98 244V243H97L98 241H95L96 238H94V236H93V237L90 236V237H89V241H90V243H89V241H88V243H87V240H88V239L86 238L87 236L85 235V234H86V232H85L86 230H85V229H87L88 227L85 228V229H83V230H85V231H83L82 229H81V230H82V231H81V230H79V226H80L81 228H84V225L81 226V224L79 223V225H78V227H77L78 230H77L76 232H74V233L77 234L78 236L80 235V237H78V236H74V239H75V237H76V239L79 240L78 242L80 243L81 247H83V244L87 245V247H88L89 245H92V247L90 246V247L92 248V249H90L91 252L88 250V252H90L89 255H92V251H93L94 248H95V247L93 248V246H95L96 244H98V246L96 245L98 248H95V251L99 252L98 249L100 248V252H101V249H103L102 251H103V253H105V256L107 255V253H108V256H109V254H114V256H113V255H110V256L112 257L111 259H113V260H111V261H114V260H115V261H114L115 263L112 262V264H116V263H117V264H121V263L123 264V263H125L126 261H127V262H126L127 264H129V263H130V264H135V263H136V264H138V263H139V264H146V261H147L148 259H150V258H151V260H152V258H153L154 255H155V254H154V255H152L151 257H149V254H148V250H149V249L145 251V249H147V247H148L149 242H150V244H151L153 241L151 242L152 239H151L150 237H148L149 235H148V236L146 235V236L148 237V239H151L150 241H149V240L147 241V242H148V244H147V243H145L146 241H145L144 239L142 240L140 236L143 237L144 233H142V232H151V231L153 232L154 230H157V229H154V230H153V228L155 227V224H151V222H152V223H157V222L159 221V222L157 223L158 226L161 225L162 222H160V218H161V217H160L159 219H156L157 217L154 218V217H152L151 215H149V216H150V217H149L150 219L146 217V216H147L146 214H148V213H145L146 210L149 212V211H150L149 209H150V208H151V209L153 208V209H152V210H153V211H152V212H153V216H154V213H155L156 211H159V210L156 209V211H155V206H156L155 204H156V203H155L154 205H150V206L147 205V206H144L145 209L142 207V206L144 205V204H143V205H141V207L139 208V206H140L139 204H141V203H143L144 201H146V200H144V201L142 200V199L144 198V196L141 197V195L148 194L149 196H152V197H154V196L156 195L154 199H150V197L148 198V196L145 195V196L149 199V200L147 199L148 202L151 200V201L149 202V204H150V203L153 204L152 202H154V201L158 198V197H157L158 195L164 197V196H163V195H164L163 193H165V198H166L167 195H168L169 193L171 194V192H168V193L166 192V188H167V191H168V189H171V188H172L171 185H173V182H175V181L177 180L178 182H180V183L182 184V187H183V185H185L184 188L186 187V188H188V190H191L192 195H193V194H194V195L196 194V193H195V192H196L195 190H197V189L199 190V191L197 190L198 193H197L196 195H197V196L200 195V196L198 197V198H200L199 201H200V200H201V201H204V203H203V202L198 203V205L201 204V205L199 206L200 208H202L201 206H202L203 204L205 205V203H206L205 200H207V204L210 203V202H209L210 200H215V201H214V202H215L214 204L216 205V207H217V204H218L219 207H220V206H223V207H220V208L222 209V212H223V213H220L221 210L218 209V207L216 208L215 205L213 204L214 207L216 208V211H214V212H217V210H218L219 215L222 214V217L220 216V218H218V219L223 220V222H224L225 220H227V221H225V223H223V225H222V226H223V231H222V230H219V228H217V230H218L217 232H221V231H222L223 234L221 235V233H220V235H219L218 233H215V232H216V230H215V232H214L215 234L210 235L209 238L213 237V238L211 239V241H216V239H217V240H220V241H221V240L223 241V238H224V239L227 240V241L224 240V243H223L222 246H224L225 243H226V245H227V244H228V245L230 244V245H231V246L229 245V246H230L229 248H231V251H230V252H232V249H233V250H237V251H233L231 254H230V252H229V255H230L229 257H230L231 261H230L229 258H228V259H225V258H224L225 255H224V257H223V256H222V257H223L225 260H227V262H228V260H229V261H230V264H232V263H233V264H241V263H243L244 261H245V262H244L243 264H249V263H250V264H253V262L255 261L254 259H252L254 255L252 256V254H249V253H250V250L253 249V247H254V250L256 249V251H257V249H259L260 245H263V246H264V244H263V243H264V237H262V233L264 234V232H263L264 229L262 228V227H264V223H262V222H264V220H263V218H264V214H261V213H264V208L262 209V207H264V204H263L264 201L262 200L264 197H260V196H263V195H264V194H262V191L264 190V188H263V187H264V182H263V184H259L261 181L257 183V181H259V180H256V179H258L257 176H259V175H260V177H261L260 179H262V178L264 177V175H263V177H262V174H261V173L264 174V166L262 165V164H264V162H263V161L260 162L261 159H260V160H259V159H256L257 157H255L256 155L254 154V151H253V150H255L254 148H256V147L259 145V143H257V141H258L257 139H260V138H261V136L259 137L258 135L254 136V135L256 134V133L254 134V132H256V130H255V125H254V127H253L254 132H252V131H253V130H251L252 128H251V129L249 128L250 126L252 127V125L249 124V123H247L248 125H250V126H247V124H245V123L242 124ZM244 121H245V118H244ZM244 121H243V122H244ZM3 122H9V121L6 120V121H3ZM133 122H131V123H133ZM218 122H220V121H218ZM224 122L222 121L223 124H221L220 126H219L220 123L217 125V128L220 127L219 129L221 130V135H222V131L225 129V125L228 124V123H227V124H226V123L224 124ZM246 122H247V121H246ZM249 122H250V121H249ZM13 123H14V122H9V124H10L11 126H12ZM109 123H110V122H109ZM112 123L114 124V121H113ZM7 124H8V123H7ZM9 124H8V125H9ZM113 124H109V125H111V127H112ZM116 124H117V123H116ZM116 124H114V125L117 126ZM128 124H130V123H128ZM232 124H233V123H232ZM252 124H254V123L252 122ZM10 125H9V126H10ZM126 125H127V124H126ZM215 125H216V122H215ZM215 125H214V126H215ZM222 125H224V127H223ZM27 126H28V129L31 128L29 125H27ZM214 126H213V131H217V130H214V129H216V127L214 128ZM14 127H15V130H16V129H17L16 126H14ZM14 127L12 126V129H13ZM124 127H125V128H124ZM222 127H223L224 129H223ZM226 127H227V126H226ZM247 127H248V129L253 133V135L250 134L251 132H249V130L247 129ZM109 128H110V127H109ZM114 128H115V129H118V128H116V127H114ZM114 128H113V130H114V133H113V134H114L115 136H118L119 138H122V136L124 135V132L122 131V129H118V130L116 131ZM129 128H131V127H129ZM129 128H128V129H129ZM221 128H222V129H221ZM228 128H229V127H228ZM228 128H227V129H228ZM10 129H11V128H10ZM119 130H120V132L122 131V132H121L122 134H121L120 132H119V134H118V131H119ZM234 130H233V131H234ZM240 130H241V131H240ZM13 131H14V129H13ZM16 131L18 132V130H16ZM16 131H14V132H16ZM29 131H30V130H29ZM213 131H212V132H213ZM224 131H225V130H224ZM226 131L229 132V130H226ZM230 131H231V129H230ZM14 132H13V133H14ZM17 132H16V133H17ZM27 132H28V131H26V133H27ZM30 132H31V131H30ZM239 132H241V133H239ZM248 132H249V133H248ZM16 133H15V134H16ZM217 133L220 134V131L218 130ZM27 134H29V133H27ZM117 134H118V135H117ZM225 134H227V136H228L229 134H232V136H234V135H233V132H232V133L230 132L229 134L225 132ZM225 134L223 133L222 136L220 135V136H221V138H220L221 140H222L223 136H225ZM114 135H113V136H114ZM211 135H212V134H211ZM238 135H237V137H239ZM250 135H251V136H254L255 138H252ZM115 136H114L113 138H115V141H116V139L118 140L119 138H118V137H115ZM243 136L245 137L246 135H243ZM123 137H125V136H123ZM183 137H185V136H183ZM186 137H187V136H186ZM186 137H185V138H186ZM229 137H230V136H229ZM244 137H243V138H244ZM246 137H247V136H246ZM256 137H258V138H256ZM215 138H216V137H215ZM224 138H225V137H224ZM224 138H223V139H224ZM233 138L235 139V142H236V139H238V138H236V136H234ZM239 138H240V137H239ZM213 139H214V138H213ZM220 139H219V140H220ZM228 139H230V138H228ZM228 139L225 138V141L228 140ZM234 139H230V141L233 142ZM244 139H245V138H244ZM255 139H256V140H255ZM113 140H114V139H113ZM250 140L252 141V142H251L252 145H249V144H250ZM262 140H263V138H261L258 142H260V141H262ZM119 141H121V140L119 139ZM119 141H117V142H119ZM122 141H123V138H122ZM211 141H212V139H211ZM215 141H217V140H215ZM225 141H223V143H222L221 141H220V142H219V141H217V142H214V141H213L212 144L215 143V145H216V143H217L216 147H218V144H219V146L221 147V145L224 144ZM253 141H254V142H253ZM117 142H115V143H117ZM218 142H219V143H218ZM235 142H234V144L237 143V142H236V143H235ZM263 142H264V141H263ZM263 142L260 143V144H263ZM115 143H114V144H115ZM120 143H121V142H120ZM228 143H229V142H228ZM253 143L255 144L256 147H254V144H253ZM256 143H257V144H256ZM220 144H221V145H220ZM114 146H115V145H114ZM138 146H139V145H138ZM223 146H226V147H224V148H227V149H226V150H227V153H229V152H228L227 141H226V145H223ZM223 146H222V148H223ZM231 146H233V145H231ZM234 146H236V145H234ZM234 146H233V147H234ZM249 146L251 147V149L249 148ZM261 146H264V145H261ZM244 147H245V148H244ZM247 147H248V148H247ZM115 148H116V150H118V149H117V146H115ZM115 148H114V149H115ZM222 148H221V150H222ZM246 148H247V149H246ZM252 148H253V150H252ZM262 148H263V147H262ZM240 150H242V151H240ZM244 150H245V151H244ZM251 150H252V151H251ZM263 150H264V149H263ZM165 151H167V150H165ZM165 151H164V152H165ZM222 151H224V149H223ZM250 151H251V152H250ZM248 152H249V153H248ZM223 153H224V152H223ZM262 153H263V152H262ZM262 153H261V154H262ZM224 154H226V153H224ZM230 154H231V151H230ZM243 154H245V155H243ZM246 154H247L248 156H247ZM177 155H178V154H177ZM177 155H175L174 157H176ZM186 155H187V154H186ZM226 155H227V154H226ZM228 155H229V154H228ZM235 155H236V154H235ZM237 155H238V153H237ZM262 155L264 156V153H263ZM262 155H261L260 157H262ZM112 156H113V155H112ZM179 156H180V157L183 156V157L180 158ZM179 156H178V158L176 157L177 160H180V159H181L182 162L179 161V163H180V164H181V163L184 164L185 159H183L184 161L182 160V158H185L184 155L180 154ZM241 156H242V158H241ZM244 156H245V157H244ZM246 156H247V157H246ZM253 156H254V157H253ZM243 157H244V158H243ZM223 158H225V156H223ZM223 158L221 157V159H223ZM229 158H230V157H229ZM237 158H238V159H237ZM173 159H174V160H173ZM173 159L171 160V162H173V161L175 162V158H173ZM249 159H250L251 161H249ZM262 159H264V157H262ZM223 160H224V159H223ZM229 160H230V162H229ZM241 160H242V161H241ZM255 160H256V163H255ZM111 161H110V162H111ZM117 162H118V163H117ZM226 162H225V163H226ZM239 162H240V163H239ZM241 162H242V163H241ZM119 163H120V164H119ZM175 163H176V165H177L178 161H176ZM175 163H174V164H175ZM232 163H233V164H232ZM246 163H247V164H246ZM117 164H118V165H117ZM122 164H125V163H122ZM170 164H171V165H170ZM174 164H173V163H169V166L171 167V170H170V171H171V173L173 172V174H175V171H176V170H175V169L173 170L172 168H176V169H177L176 165H174ZM183 164L181 165V167L183 166ZM231 164H232V166H231ZM248 164H249V165H248ZM125 165H126V164H125ZM125 165H124V166H125ZM172 165H173V166H172ZM238 165H239V166H238ZM251 165H253V166H251ZM254 165H255V166H254ZM261 165H262V166H261ZM116 166H119L118 168L120 169V171H119V169H118ZM121 166H123V165H121ZM177 166H178V165H177ZM179 166H180V165H179ZM241 166H242V167H241ZM243 166H245V167H243ZM247 166H248V167H247ZM258 166H259V167H258ZM231 167H234V168L236 167V168H235L236 171H234V169H232ZM252 167H253L254 169H253ZM255 167H256V168H255ZM179 168H180V167H179ZM229 168H230V170L233 172V173L230 172L232 175H231L230 173H228V172L230 171V170H228ZM239 168H241V169L238 170ZM244 168H245V169H244ZM248 168H251V169H252V172H254V173L251 172V169L248 170ZM262 168H263V169H262ZM115 169H117L116 172H114ZM180 169H182V168H180ZM255 169H256L257 171H256ZM121 170H122V171H121ZM125 170H126V168H125ZM168 170H169V167H168ZM214 170H216V169H214ZM226 170H228V171H226ZM243 170H244V171H243ZM245 170H247V171H245ZM260 170H261V171H260ZM110 171H111V172H110ZM170 171H169V172H166L165 174H170V175H172V174L170 173ZM239 171H240V172H239ZM242 171L244 172V175H245L246 177H244L243 173H241ZM156 172H158V173H156ZM176 172H178V171H176ZM236 172H238V173H236ZM247 172H248V175L251 177V179H250V177H248ZM255 172H256V173H255ZM260 172H261V173H260ZM155 173H156V174H155ZM179 173H180V172H179ZM223 173H224L226 176H225ZM239 173H240V174H239ZM257 173H260V174H257ZM112 174H115V176H113ZM154 174H155V175H154ZM180 174H181V173H180ZM227 174H228V175H227ZM234 174H235V176H234ZM236 174H237V175H236ZM111 175H112L113 178H111ZM143 175H144V176H143ZM159 175H158V176H159ZM161 175H160V176H161ZM176 175H177V174H175V176H176ZM181 175H183V174H181ZM213 175H214V177H213ZM239 175H240V176H239ZM242 175H243V176H242ZM150 176H151V174H150ZM228 176H231V178L234 177V179H230V177H228ZM252 176H254V177H256V178L254 179ZM220 177H224V179H223V178H220ZM225 177H226V178H225ZM109 178H110V179H109ZM148 178L146 179L147 181H148ZM174 178H175V179H174ZM201 178H203V176H202ZM206 178H207V179H206ZM209 178H211L210 181L208 180ZM227 178L229 179V181H228ZM252 178H253V180H252ZM108 179H109V180H108ZM215 179H217V180H215ZM219 179L222 181V182L219 183L222 187H221L220 185L217 184V183L220 181ZM226 179H227V181H226ZM238 179H239V180H238ZM263 179H264V178H263ZM139 180H138V181H139ZM243 180H244V182L247 181V183H248L247 186L250 185V187H247V186H246V183H243ZM141 181L137 182L136 184L139 185V183H141ZM143 181H144V183H143ZM155 181L153 182L154 185H153V186L151 185L153 188H154L155 184L159 183V182L155 183ZM163 181H162V182H163ZM203 181H204V182H203ZM206 181H207V182H206ZM208 181H209V184H208ZM214 181H215V182L217 181L216 184H215V183L213 184ZM235 181H237L238 183L235 182ZM240 181H241V182H240ZM250 181H251V183H250ZM253 181H255V182L253 183ZM229 182H230L231 184L233 183V185H227ZM96 183H97V185H96ZM153 183H152V184H153ZM203 183H206L207 186H206V184H203ZM226 183H227V184H226ZM234 183H235V184H234ZM74 184H75V183H74ZM136 184H135V185H136ZM144 184L146 185L145 187H143ZM160 184H161V182H160ZM162 184H163V183H162ZM174 184H175V183H174ZM212 184H213V185H212ZM223 184H224V185H223ZM225 184H226V186H227V187H226V188H227L226 191H225V189L223 190V187L225 188ZM243 184H244V185H243ZM255 184H256V185H255ZM80 185H81V184H80ZM95 185H96V186H95ZM102 185H103V182H102ZM157 185H158V184H157ZM167 185H169V186L167 187ZM201 185H202V186L205 185L207 188L205 189V186H203L204 188H202ZM209 185H210V186H209ZM239 185H240V186H239ZM241 185H243V186H241ZM254 185H255V186H260V187H259L260 189L262 188V189H261L262 191L259 189V190L261 191V195H260L258 189H257V191L255 192V195H256V193H259V196L257 195V197L262 198L261 200L263 201V202H262V201H260V198H259V199L257 198L258 201H259V202H258V205H259V204L261 205V206H259V207H258V205H256L257 200H256L255 198H253V195H254V194H253V191H250V188H251V187H252V189H255V190H256L257 187L253 188ZM83 186H85V184H84ZM92 186H94V187H92ZM151 186H149L148 188H150ZM180 186H181V185H180ZM208 186H209V187H208ZM212 186H213V188H215V187L217 186V188H218L219 190L222 189V190L225 192V194H226V193H227V194H228V193H231V194H228V196H226L227 199H226V198H223L224 196H222V195H225L224 193H223V194L221 193V192H223V191H219V190H217V189L215 188L216 191H215V189H214V191H215V192H214L213 189H211ZM219 186H220V188H219ZM228 186H229V187H228ZM262 186H263V187H262ZM81 187H82V186H81ZM103 187H104V186H103ZM110 187H111L112 189L114 188V189H113V192H112V189H111ZM169 187H170V188H169ZM200 187H201V188H200ZM244 187H245V188H244ZM137 188H138V189H137ZM148 188H146V189H148ZM153 188H151V189H153ZM158 188H159V191H164V190H165V191L159 194V193H157V189H158ZM178 188H179V190H178ZM189 188H190V189H189ZM208 188H209V189H208ZM228 188H230V189L232 188L233 190H230V189H228ZM242 188H244V189H242ZM136 189H137L138 191H140V190H139V189H140L139 186L135 188V191H136ZM161 189H162V190H161ZM172 189L174 190V188H172ZM172 189H171V190H172ZM201 189L204 190V191H202ZM247 189L251 192L250 195L252 196L253 199H255V202H256V203L252 202V201H254V200H252V201L250 200V199H252V198H249L250 202H249L247 196H246V198H245V195L249 194V192H248ZM87 190H88V189H87ZM103 190H105V192H103ZM119 190H120V189H119ZM148 190L150 191V189H148ZM171 190H170V191H171ZM181 190H183V188H180V187H176V186H175V191H174V193L176 194V196H177L178 193L181 192ZM185 190H187V189H185ZM188 190L186 191V193H184V196L187 194V192H188V193L190 192V191H188ZM227 190H230V192H227ZM245 190H247V191H245ZM81 191H82V190H81ZM109 191H110V192H109ZM138 191H137V192H138ZM151 191H150V193H151ZM159 191H158V192H159ZM176 191H177V193H176ZM178 191H179V192H178ZM200 191H201L202 194H200ZM206 191H208V192L205 193ZM211 191H213V193H211ZM82 192H83V191H82ZM115 192H116V193H115ZM140 192H141V191H140ZM183 192H184V190H183ZM193 192H194V193H193ZM263 192H264V191H263ZM98 193H100L99 196L97 195ZM107 193H110V194H107ZM111 193H112V196H113V198H114V202H115V203L113 202L112 196L110 197ZM113 193H114V194H113ZM125 193H126L127 195H125ZM130 193L134 194L135 198H137L136 196H138V198H139V200H138L139 203H138V201H136L137 204L135 205L136 202H133V200L135 201V200H137V199L131 198L132 196H131ZM156 193H157L158 195H157ZM166 193H167V194H166ZM172 193H173V192H172ZM181 193H182V192H181ZM181 193L179 194L180 197H181ZM218 193H219V194H218ZM92 194H93V195H97V196L95 197V196H93ZM161 194H162V195H161ZM170 194H169V195H170ZM204 194H207L208 196H207V195H204ZM209 194H210V195H209ZM211 194L214 195V196H212ZM216 194H217L218 198H217ZM234 194L236 195V197L234 196ZM238 194H240L241 197H240V195H238ZM104 195H105V196H104ZM182 195H183V194H182ZM187 195H188V194H187ZM187 195H186L184 198H186ZM194 195H193L192 197H195V196H196V195H195V196H194ZM230 195H231V196H230ZM232 195H233V196H232ZM237 195H238V196H237ZM250 195H249V196H250ZM139 196H140V197H139ZM173 196H175V195H173ZM173 196H172V197L170 196V197L173 198ZM188 196H189V195H188ZM202 196H203L202 199H204V198H206V199L202 200V199H201ZM243 196H244L245 199L243 198ZM249 196H248V197H249ZM86 197H88V196H86ZM93 197H94V198H93ZM97 197H98L99 199H97ZM107 197H109V198L107 199ZM122 197H123V198H122ZM127 197H128V199H127ZM129 197H130V198H129ZM146 197H145V199H146ZM168 197H169V196H168ZM168 197H167V198H168ZM189 197H191V195H190ZM192 197H191V198H188V197H187V198H186V201H185L184 198H183V201L187 202L188 199H190L191 201H193ZM208 197H209V198H208ZM229 197H232V198H229ZM233 197H234V198H233ZM238 197H240V198H238ZM88 198H89V197H88ZM88 198H86V200H87ZM91 198H89V199H91ZM115 198H116V199H115ZM141 198H142V199H141ZM159 198H160V197H159ZM159 198H158V199H159ZM165 198H164V199H165ZM181 198H182V197H181ZM196 198H197V197H196ZM210 198H212V199H210ZM219 198H220V199H219ZM222 198H223V199H222ZM228 198H229V199H228ZM236 198H238L239 200H237ZM241 198H242V200H241ZM75 199H76V198H75ZM93 199H94V200H93ZM109 199H110V200H109ZM125 199H126V202H125ZM130 199H131L132 202L130 201ZM158 199H157V200H158ZM174 199H175V197H174ZM174 199H173V201L170 199V200L172 201V202H171L172 204L175 203V200H174ZM221 199H222V200H221ZM115 200H116V201H119V202H116ZM121 200H122V201H121ZM141 200H142V201H141ZM152 200H154V201H152ZM157 200H156V202L159 201V200H158V201H157ZM165 200H166V199H165ZM167 200H169V199H167ZM167 200H166V201H167ZM178 200H182V199L179 198ZM194 200H196V199L194 198ZM216 200H217V202H216ZM232 200L234 201V203H235V201L238 202V203H237V202L235 203L237 206L233 203ZM247 200H248V201H247ZM83 201H84V200H83ZM161 201H162V199H161ZM166 201H163V203H166ZM191 201H190V202L188 201V203H190V204L192 203V204H193V202H191ZM218 201H219V203H218ZM225 201H226V202L229 201V202L226 204ZM230 201H231V203H230ZM244 201H245V202H248V203H245ZM88 202H89V201H88ZM120 202H121V204H120ZM122 202L125 203V204L123 205ZM129 202H130L131 204H129ZM140 202H141V203H140ZM168 202L170 203V201H168ZM197 202H198V199H197ZM197 202L194 203L193 206L196 205ZM208 202H209V203H208ZM223 202H224L225 208H224V205H222ZM243 202L245 203V205H244ZM117 203H118V205H120V206H118ZM144 203H146V202H144ZM159 203H160V204H157V208H159V209L161 208V209H162L161 202H159ZM179 203H181V202H179ZM188 203H186V204H184V205H185V206H186V205L188 206ZM202 203H203V204H202ZM220 203H222V204H220ZM239 203H240V204H239ZM79 204H80V203H79ZM87 204H88V203H87ZM100 204L97 205V206H100ZM147 204H148V203H147ZM182 204H183V202H182ZM190 204H189L190 207H188V208H190L189 210L191 211V209L194 208V207H196V206L192 207V205H190ZM210 204H211V206H213L212 203H210ZM233 204H234V206H233ZM247 204H248V205H247ZM81 205H82V202H81ZM121 205H122V206H121ZM127 205H128V206H127ZM131 205H134V207L139 205V206H138L139 209H138V208H134V209H133V208L131 207ZM158 205H160V206L158 207ZM198 205H197V206H198ZM204 205H203V206H204ZM227 205H228V206H227ZM238 205H239V206H238ZM104 206L101 205L102 208H103ZM116 206L118 207V209H117ZM129 206H130V207H129ZM151 206H154V207H151ZM187 206H186V207H187ZM205 206H206V205H205ZM207 206H208V205H207ZM226 206H227V207H226ZM240 206L243 207L244 209H243V208H240ZM246 206L248 207V209H249L250 211H247V207H246ZM253 206H255V209H256V210H254ZM256 206H257V207H256ZM105 207H106V206H105ZM148 207H149V208H148ZM191 207H192V208H191ZM229 207L231 208V210H233V208L237 210V213H236V210H233V211L235 212L236 216H235V214H234L233 211L229 210ZM238 207H239V208H238ZM250 207H251V209H250ZM260 207H261V209H260ZM102 208H101V209H102ZM130 208L133 209V212H130V211H132ZM142 208H143V210H145V211L141 210ZM196 208H197V213H199L200 208H198V207H196ZM204 208H207V207H204ZM204 208H202V209H204ZM208 208H209V207H208ZM208 208H207V209H204V210H208ZM210 208H211V207H210ZM210 208H209V210H211ZM212 208H213V207H212ZM227 208H228V209H227ZM237 208H238V209H237ZM103 209H104V208H103ZM108 209H109V210H108ZM113 209H114V210H113ZM116 209H117V210H116ZM121 209H122V210H121ZM126 209H127V211H126ZM135 209H136V210H135ZM137 209H138V210H141L142 212H144V216H141V215H143V214H141L142 212H138ZM161 209H160V211H161ZM224 209L228 212L227 214H225L226 211H225ZM257 209L260 210V211L258 212ZM128 210H129V212H128ZM134 210L136 211V212H135L136 214H134ZM194 210H195V208L193 209V215L196 213V212L194 213ZM198 210H199V211H198ZM209 210H208L207 212H209ZM212 210H214V209H212ZM239 210H241V213H242V214L240 213L241 216H240V214L238 213ZM242 210H243V211L245 210L246 212H242ZM251 210H252V212H251ZM102 211H103V213H105L106 210H102ZM107 211H106V212H107ZM121 211H122V212L124 211V213H122ZM154 211H155V212H154ZM162 211H163V210H162ZM195 211H196V210H195ZM119 212H120V213H119ZM126 212H128V213H126ZM137 212H138L139 214H137ZM150 212H151V211H150ZM191 212H192V211H191ZM200 212H201V211H200ZM207 212L205 213V211H202L201 213H202V214H204V213H205V214H208ZM232 212H233V213H232ZM255 212H257L256 214H258V216H257L258 218L256 217ZM260 212H261V213H260ZM108 213H107V214H108ZM161 213H162V212H161ZM161 213H158L157 216H158L159 214H160V216H161V215H162ZM201 213H199V214H201ZM210 213H211V212H210ZM119 214H121V215L119 216ZM125 214H126V215H125ZM130 214H132L131 217H130ZM133 214H134V215H139V216H137V217H138V218L140 217V220H139V219L137 220V218H136V220H135V219H134L135 216H134ZM140 214H141V215H140ZM149 214H151V213H149ZM199 214H196V216H197V215L199 216ZM205 214H204V215H205ZM232 214L234 215V217H233ZM238 214H239V215H238ZM253 214H254V215H253ZM259 214H260V215H259ZM103 215L106 216V214H103ZM117 215H118V216H117ZM155 215H156V214H155ZM224 215H227V217L224 216ZM231 215H232V216H231ZM242 215H243V216H242ZM105 216H104V218H105ZM113 216H114V219H113ZM115 216H117L118 219H115V218H117V217H115ZM194 216H195V215H194ZM196 216H195L194 218H196ZM198 216H197V217H198ZM237 216H239V217H237ZM253 216H255V217H253ZM261 216H262V217H261ZM75 217H76V219H77V216H74L73 218H71V219H72V220H71V225H72V223L74 222V218H75ZM78 217H79V216H78ZM106 217H107V216H106ZM145 217H146V219H144ZM151 217H152V218H151ZM190 217H191V219H194V218H192L193 216H190ZM223 217H224V219H223ZM225 217H226V219H225ZM229 217H231V218H229ZM236 217H237V219H236L237 222L235 221L236 223H234V220H235L234 218H236ZM243 217H244L245 219H244ZM119 218H120V220H119ZM124 218H126V219H124ZM130 218H131V219H130ZM142 218H143V219H142ZM162 218H163V217H162ZM221 218H222V219H221ZM240 218H241V219H240ZM253 218H255V219H253ZM76 219H75V222H76ZM151 219H152V220H151ZM154 219L157 220V221H155ZM218 219H216V221H218ZM231 219H232V221H231ZM233 219H234V220H233ZM242 219H244V220H242ZM249 219H250V221H249ZM252 219H253V220H252ZM259 219L262 221L261 224H262L263 226L260 227V228H262V229H261L262 231L260 230V228H258V227L260 226V222H259L260 220H259ZM77 220H78V219H77ZM93 220L96 221L95 218H93ZM93 220H92V221L90 220V221H91L92 224L94 225ZM107 220H108V219H106V221H107ZM111 220H112V221H113V220H115V221H116V220H117V221L119 220L120 224L117 222L116 224H118V225H116L115 222H114V221L112 222ZM122 220H123V221H122ZM124 220H126L125 223H124ZM132 220H133V221H132ZM134 220H135V221H134ZM142 220H143V221H142ZM145 220H146L147 222H146ZM149 220H151V221H149ZM238 220H240V221H238ZM128 221H129V222H128ZM138 221H139V223H138ZM140 221H141V222H140ZM148 221H149V222H148ZM154 221H155V222H154ZM243 221H244L246 224H245ZM253 221H255V222H257V223L259 222V224L254 223V224H255V225H254V224H253ZM104 222H105V220H104ZM104 222H102V223H103L102 225H106V223H104ZM126 222H127L128 224H127ZM132 222H133V223H132ZM136 222H137V223H136ZM144 222H145V223H144ZM218 222H219V221H218ZM218 222H217V223H218ZM226 222H227L228 224H227ZM229 222H230V223L232 222V223L230 224ZM239 222H240L241 225L238 224ZM251 222H252V223H251ZM76 223H78V222H76ZM107 223H108V221H107ZM111 223L115 224L114 226L117 227V228H115V231H118V230H116V229H119L118 226L120 227V225H122V226H121V230H119V233H118V234H117L116 232H115V234H113V233H114V232H113V230H114V229H113L114 226H113ZM122 223H123V224H122ZM130 223H131V224H130ZM143 223L145 224L144 227H142L143 225H142V226H138V224L141 225V224H143ZM149 223H150V224H149ZM159 223H160V224H159ZM247 223H248V224H247ZM129 224H130V226H129ZM157 224H156V225H157ZM163 224H164V221H163ZM219 224H220V222H219ZM233 224H234V225L236 224V226H234ZM250 224H251V229H252V227H253L251 233H253L254 235H255V233H256V235H257V232H258L257 238L251 236V233H250V230H251V229L249 230V227H248V225H250ZM256 224H257V226H256ZM75 225H77V224H75ZM125 225H126V226H125ZM132 225H133V226H132ZM135 225H136V226H135ZM146 225H147V226H146ZM153 225H154V226H153ZM225 225H226V226H225ZM237 225H238L239 227H238ZM242 225H244L245 227L242 226ZM246 225H247V227H246ZM72 226H73V225H72ZM72 226H71V228H72L73 230H76V228L74 229ZM112 226H113V227H112ZM123 226H124V228H123ZM134 226H135V227L138 226L139 229H138V228H135V229H134ZM162 226H163V225H162ZM227 226H228V227H227ZM232 226H233L234 228H232ZM89 227L91 228L90 225H89ZM107 227H106V228H107ZM128 227H129V228H128ZM132 227H133V228H132ZM219 227H221V226L219 225ZM230 227H231V228H230ZM236 227H238V228L236 229ZM240 227H241L243 230L246 229L245 232H243V230H242ZM131 228H132V229H131ZM141 228H142V229L144 228V229L142 230ZM150 228H151L152 230H151ZM229 228H230V229H229ZM239 228H240V229H239ZM247 228H248V229H247ZM254 228H256V229L258 228L260 231H258V229H257V230L254 229ZM88 229H89V228H88ZM123 229H124V230H123ZM148 229H150V231H146V230H148ZM162 229H164V228H162ZM220 229H222V227H221ZM228 229H229L230 231H231L232 229H233V231H234V229H236V230L234 231V233L236 232L237 234L235 235L233 232H228V231H229ZM110 230H112V231L110 232ZM135 230H137V232H136ZM140 230H141V232H140ZM165 230H166V229H165ZM165 230H164V231H165ZM226 230H227V231H226ZM253 230H255V233H254ZM78 231L81 232V233H78ZM131 231H132V232H131ZM133 231H134L135 233H134ZM168 231H169V230H168ZM241 231H242V232H241ZM247 231H248L250 234H249ZM256 231H257V232H256ZM84 232H85V233H84ZM88 232H89V231H88ZM107 232H108V233H107ZM112 232H113V233H112ZM130 232H131V233H130ZM139 232H140V234H139ZM159 232H160V233H159ZM162 232H163V230H162ZM226 232H227V233H226ZM238 232H239V236L244 235V234H246L247 237L249 236L248 239H247V238H246L247 240L245 239L246 236H245V237H239V239H238V236H237V235H238ZM246 232H247V233H246ZM260 232H261V235H260ZM109 233H110L112 236H111ZM133 233L136 234L135 237H134V234H133ZM155 233H158V235L161 234V229H160V231L158 230L157 232H154V235H156ZM229 233H230V234H229ZM243 233H244V234H243ZM75 234H73V235H75ZM87 234L89 235V233H87ZM108 234H109V236H111L112 238L107 237ZM116 234H117V235H116ZM142 234H143V235H142ZM146 234H147V233H146ZM216 234H217V235H216ZM248 234H249V235H248ZM81 235H83V236L85 235L86 237L84 236L85 238H83V237H81ZM106 235H107V236H106ZM115 235H116V236H115ZM118 235H119V236H123V235H124V236H123V237H120V240H119V239H117V238H119ZM125 235H126L127 237H126ZM128 235H129V236H133L134 238H136V240H140V239H141V240L139 241V243L142 242V243H143V246H144L145 244L147 245V246L145 245V247H141V248L139 247L140 249L145 248V249L143 250V251L147 252L145 257H144V254H143V253H145V252H143V251L140 250V249H139L140 252H139L138 250H136V252H139V253H136V252H135V253L138 255V257L136 256V258H138V260L135 259V256H134L133 254H131V255H132L131 257H130V256H126V255H127L126 253H128V255L130 254V253H129L130 250L128 251V248H127V250H126V248L124 249V247H127L126 244H132V243L135 241V240H134V241L132 240V242H131V239H132L133 237L130 238ZM137 235H139V237H138ZM151 235H152V233L150 234V236H151ZM229 235H230V236H229ZM231 235H232V236L235 235V237H237V238H235V237H231ZM256 235H255V236H256ZM100 236H101V237H100ZM114 236H115V237H114ZM117 236H118V237H117ZM144 236H145V235H144ZM146 236H145V237H146ZM156 236H157V235H156ZM222 236H223V238H222ZM226 236H227V237L229 236L231 239H230V238L226 239V238H227ZM258 236H259V237H258ZM77 237H78V238H77ZM99 237H100V238H99ZM106 237H107V238H106ZM113 237H114L115 239H114ZM147 237H146V238H147ZM151 237H153V236H151ZM225 237H226V238H225ZM250 237H252V238L249 239ZM80 238H82V239H86V240H85L86 243H83V240L80 239ZM90 238H91V239L93 238V239L91 240ZM108 238H109V239H108ZM134 238H133V239H134ZM139 238H140V239H139ZM156 238H157V237H156ZM214 238H215V239H214ZM240 238H241V239H240ZM242 238H244V241H243ZM253 238H254V239H253ZM26 239H27V238H26ZM116 239H117V240H116ZM121 239H122V240H121ZM123 239H124L125 241H124ZM126 239H128V241H130V243H129ZM154 239H155V237H154ZM213 239H214V240H213ZM236 239H238V240H236ZM252 239H253V241L257 239V240H259L260 243H254V242H257V240L253 242ZM27 240H29V238H28ZM27 240H26V241H22L21 244H20V241H19V240L17 239V237H16V238H15V242H16V245L19 244V246H17L18 248H17V249H14V248H16V245H15V247L13 248V249H14V252H13V250H11L12 252H9L10 254H9V253L7 254V255H10V256H11L12 253H14V254H13V256L15 255V256H14V259H13V258L9 259V260H12V259H13V261H11V263H10L9 260H7V261H6V260H3V261H6V263H4L3 261H1V260H2L1 258L5 259V257H6V259H8V256H6V255L4 256L3 254H0V261L2 262V263H0V264H3V263H4V264H9V263H10V264H12V263L15 264V262H16V264H17V261H18V260H20L19 263L22 264L23 262L25 263V261H26L25 258H27V256H30V255H31L32 257H28V258H27V259H28V262H29L30 264H34V263L36 264V263H37V262H35V260H37L36 257L40 255V257H41L40 260L43 261V259H44L46 253H48V257H47V262H43L44 264H52V262H53V264H56V263H58V264H62L60 261H63V264H73V262H75V260H74L73 262L71 261L70 263H68L69 261H68V262H64V260H62V259H60V260H58V259H54V258L52 257V255H50V256L52 257V258H50V257H49L50 252L47 251V250H44L43 252H41L42 254H41V253H38V251H40V250L38 249V247L35 246V247H36V248H35L33 245H26L27 242L29 243L31 240L34 242L35 239H31V240H29V241H27ZM81 240H82V241H81ZM108 240H110V241H111V240H112V241H115V240H116V241H115V243L112 242V241H111V242L109 241V242H110V244H109ZM155 240H156V239H155ZM155 240H154V241H155ZM249 240H250V241H249ZM75 241H77V240H75ZM93 241H95V245L93 244ZM106 241H107V242H106ZM209 241H210V239H209ZM230 241H231V242L233 241L234 243H233V242L231 243ZM241 241H242V242H241ZM248 241L250 242V245H249V242H248ZM25 242H26V243H25ZM73 242H74V241H73ZM78 242H77V243H78ZM116 242H118L119 244L117 243V244H118V245H117ZM124 242H126V243H124ZM135 242H136V241H135ZM236 242H238V243L236 244ZM244 242H245V244H244ZM251 242H253L254 245H251V244H252ZM17 243H18V244H17ZM34 243H35V242H34ZM91 243H92V244H91ZM113 243H114V245H113ZM155 243H157V241H155ZM212 243H213V245H214V243L216 244V242H212ZM220 243H222V242H220ZM240 243L243 244V245L241 246ZM14 244H15V243H14ZM88 244H89V245H88ZM103 244H104V245H103ZM115 244H116V245H115ZM122 244H123V246H122ZM134 244H138V242H136V243H134ZM134 244H132V246H133ZM150 244H149V245H150ZM217 244H218V242H217ZM217 244L214 245V246L216 247ZM234 244H235V245H234ZM246 244H247L248 246H244V245H246ZM20 245H22V246H20ZM23 245H24V246H23ZM77 245H79V244H76V246H77ZM99 245H100L102 248H101ZM102 245H103V246H102ZM105 245H107V246H105ZM108 245H109V246H108ZM156 245H158V243H157ZM156 245H155V247H154V244H153L152 246L150 245V247L152 248V249H150V250H152V251L149 250V253L153 252V250L155 251L154 248L157 247ZM238 245H239V246H238ZM25 246H29L31 249H29L28 251H26ZM111 246H112V247H111ZM113 246H114L115 248H117L118 250H121V247H123V250L118 251V250L116 249V250H117V251H116L115 248H113ZM130 246H131V245H129V247H130ZM141 246H142V245H141ZM235 246H236V248H234ZM263 246H262V248H263ZM0 247L2 248L3 246H0ZM21 247H22V250H21ZM23 247H24L25 250L23 249ZM32 247H33V248H32ZM77 247H78V246H77ZM87 247H86V249H88ZM105 247H106V249L104 250ZM153 247H154V248H153ZM232 247H233V248H232ZM245 247H246V248H245ZM256 247H258V248H256ZM1 248H0V250L2 251ZM19 248H20V249H19ZM112 248H113V250H114V251H113L114 253L112 252ZM130 248H131V247H130ZM220 248H221V249L223 248L222 250H226L228 247L226 248V246H225V247H221V246L218 245L217 250L220 251ZM224 248H226V249H224ZM239 248H243V249L246 250V251L249 250V253L244 251V252H245V255L247 254V256H245V255H241L240 253H243V252H240L241 250H240ZM18 249H19V250H18ZM84 249H85V247H84ZM84 249H82V254H80V252H81V249H80V252H79V251H78V253L75 252L76 255L73 254V257H72V258H71V257L68 258V260H69V259L71 260V259H73V258H76V263H74V264H79L78 262H80V264H81V263H82V264H85L86 261H87L86 264H88V263L90 264V262H89V261H90V260H89L90 258H88V259L86 260V257H90V256H86V257L84 256V254H83L84 251L87 252V250H86V249L84 250ZM96 249H97V250H96ZM134 249H136V248H133V249L131 248V253H132V250H134ZM260 249H261V247H260ZM17 250H18V251H17ZM20 250H21V251H20ZM35 250H38V251H35ZM83 250H84V251H83ZM107 250H108L110 253H109ZM110 250H111V251H110ZM222 250H221V251H222ZM229 250H230V249H229ZM229 250H228V251H229ZM254 250H253V253L255 254V251H254ZM16 251H17V254L21 255L22 257H21V256H18V255L15 253ZM25 251L28 252L29 255L26 254ZM33 251H34L35 253H33ZM75 251H77V250H75ZM104 251H105V252H104ZM106 251H107V252H106ZM115 251L117 252L118 255L116 254ZM124 251H125V252L128 251V252L124 253ZM134 251H135V250H134ZM141 251H142V252H141ZM226 251H227V250H226ZM226 251H222V255H223V253L226 252ZM238 251H239L240 253H238ZM251 251H252V250H251ZM19 252H22V253H24V254L19 253ZM86 252H85V253H86ZM119 252H120V253H119ZM121 252L123 253L124 256L127 257V260H126V259H123V258H126V257H124L123 255L121 256V254H122ZM235 252H236V253H235ZM261 252L263 253V250H262ZM32 253H33V254H32ZM93 253H95V252H93ZM220 253H221V252H220ZM220 253H219V254H220ZM227 253H228V252H227ZM251 253H252V252H251ZM258 253H260V252L258 251ZM35 254H36V255H35ZM78 254H80L81 256L78 255ZM100 254H101V255H104V254H102V253H100ZM136 254H135V255H136ZM142 254H143V255H142ZM233 254H234V255H233ZM243 254H244V253H243ZM1 255H3V256L1 257ZM16 255H17L18 257H17ZM24 255H25V256H24ZM82 255L85 257V260H86L84 263H83V261H82V260L84 259V257H82ZM85 255H86V254H85ZM87 255H88V254H87ZM115 255H116V256H115ZM119 255H120V256H119ZM150 255H151V254H150ZM239 255H240V256H239ZM259 255H260V254H259ZM259 255H258V256H259ZM261 255H262V254H261ZM261 255H260V256H261ZM23 256H24L25 258H24ZM43 256H44V257H43ZM46 256H47V254H46ZM74 256H75V257H74ZM108 256H107V257H108ZM110 256H109L108 258L106 257V258L108 259L107 261L110 260ZM133 256H134V258H132ZM141 256L143 257V259H142ZM235 256H236V257H235ZM241 256H242V257H241ZM256 256H257V255H256ZM260 256H259V259H260V260H257L258 262H260V261H262V260L264 259V258H262V260H261ZM16 257H17V259H15ZM19 257H20V258H19ZM33 257H34V258H33ZM40 257H39V258H40ZM80 257H81V258H80ZM114 257H115V259H114ZM116 257H117V258H116ZM120 257H121V259H120ZM140 257H141V258H140ZM147 257H148V258H147ZM226 257H228V254L226 255ZM233 257H234V258H233ZM237 257H238V258H237ZM254 257H255V256H254ZM261 257H263V255H262ZM9 258H10V257H9ZM22 258H24V259H22ZM48 258H49V259H48ZM77 258H79V261H78ZM139 258H140V259H139ZM144 258H147V259L144 260ZM241 258H242V261H241ZM243 258H244V259L246 258V259L244 260ZM255 258H256V257H255ZM80 259H82V260L80 261ZM122 259H123V260H122ZM129 259H130V260H129ZM133 259H134L135 261L137 260V262L132 261ZM221 259H222V258H221ZM232 259H234V260H232ZM236 259H237V260H236ZM249 259H251V260H253V261H250ZM257 259H258V257H257ZM15 260H17V261H15ZM21 260H23V262H22ZM45 260H46V258H45ZM45 260H44V261H45ZM65 260L67 261V259H65ZM88 260H89V261H88ZM128 260H129V262H128ZM142 260H143L145 263H144ZM246 260H247V261L249 260L250 262L247 263ZM8 261H9V263H8ZM14 261H15V262H14ZM37 261L39 262V260H37ZM58 261H59V262H58ZM91 261H92V260H91ZM119 261H120V263H119ZM121 261H122V262H121ZM123 261H124V262H123ZM131 261H132V262H131ZM141 261H142V263H141ZM148 261H150V260H148ZM263 261H264V260H263ZM263 261H262V263H261V262H260V263L256 262V263H257V264H263ZM28 262H26V263L28 264ZM109 262H110V261H109ZM133 262H134V263H133ZM24 263H23V264H24ZM40 263H42V262H40ZM40 263H37V264H40ZM43 263H42V264H43ZM126 263H125V264H126ZM224 263H225V261H223V264H224ZM254 263H255V262H254ZM108 264H111V262L108 263ZM225 264H226V263H225Z\"/></svg>",
    "mask_w": 264,
    "mask_h": 264
}]
</instances>
